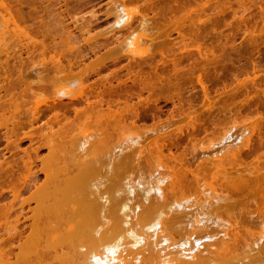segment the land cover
I'll list each match as a JSON object with an SVG mask.
<instances>
[{
  "label": "bare ground",
  "instance_id": "bare-ground-1",
  "mask_svg": "<svg viewBox=\"0 0 264 264\" xmlns=\"http://www.w3.org/2000/svg\"><path fill=\"white\" fill-rule=\"evenodd\" d=\"M60 1H62V0H0V12H2V13L5 12V13L8 14V20H7V18H4L7 14L5 15V13L4 14L0 13L1 16H2V17L0 16V18H3L4 20L6 19V21H4L3 19H0V21H2V22H0V24L2 23L1 25H3L4 22H5L4 24L9 22V23H12L14 25L13 29H15V27H16L15 25H17V24L19 25V26L17 25L18 29H20L22 27V29H20V30H18L17 27H16L15 31H21L22 32V30H25L22 33H20V32H18V33H19V35H22V34L24 35V32H25V35H27V38H28L27 40L25 39L26 42L28 41V44L25 42L26 46H27L26 48H27V50L29 52H31L30 48L33 47V49H35L37 47L36 45H38V43H40V41L42 40L41 38H43V37H41L39 39L35 38V39H38L37 40L38 42H37L34 39V37H35L34 35H36V36L38 35L39 36L40 33H41L40 29L43 30L45 28L44 27H42V28L39 27L40 29L34 30V28L32 26H34L36 24H33L31 26L30 22L27 23V26H29V27L31 26V28L25 26L26 23H25V25L21 26L20 24H24V23H20L19 21H21V22L24 21L25 22V18H26V17L24 18L25 14H24L23 8L25 6H27V7L30 8L31 12H35V11L38 12V10L36 8L38 3L46 2V4H47L49 2V3L53 4V2H60ZM108 1H107L108 5L110 4L108 7H111V11H109L108 9H107V11L110 12V15L112 14V16L114 18V22H113V25L111 26L112 29H110L108 27L109 31H107L108 34L107 33L106 34L108 36L110 32L112 33V35L114 36L113 38L116 41H118L117 45L119 46L120 51H109V52H106V53L101 55L102 52H105L106 50H109L110 46L114 48V46H116V45L112 42L114 45L113 44L109 45L108 49H107V45L105 46V44L107 42H103L105 44L100 42V44L102 43L100 45V44L97 43V40H96V42L94 40L93 41L94 45L98 44V45H95V46H103L104 45L105 49H104V51L96 54V50L95 49H97V47L95 48V46H94L95 49L92 50V45H91L90 46L91 48L90 49L88 48V49H89V51L91 50V52L93 51V53L97 55V56L95 55V57H94V59H96L97 62H94V59H91V60L89 59L88 62H86V64L82 65L83 67L80 68L79 64L75 65V63H73V62H75L77 60V58H79V59L81 58L82 61H83V59H85V57L88 56L89 54L87 53L88 51L86 52L87 53L86 55H83V54H85L84 51H83V53L82 52L76 53L77 51L72 53L78 47L74 43L76 40H77L76 42H78V40H79V38H78L79 35L77 36L78 33H76L74 35V33H72L73 31L71 32V30H73V29H71L72 27H70L69 29L68 28L64 29L63 27H61L62 30H64V31L66 29H68V31L70 30L69 32H71V35L68 36L70 34L69 32H68V35L66 34L67 30L65 31V33L61 34L60 32H63L61 30L59 31V28H60L61 25L59 26L58 22L52 21L53 23L56 22V26L58 27L57 33L54 32L53 34H51L52 32H50L49 29L48 30L45 29L44 30L45 32L44 31H43L44 33L42 32V34H43L42 36L45 37V35L48 34L47 31H49L50 35H52V36H50L51 38H54L55 34H56L55 37L58 36V38H59V36H60V38L58 40L60 43L63 42V41H60V39H63L64 42H65L66 39L69 40V42L66 41L67 44L69 43V44L72 45V43H73V46H70L71 49H70L69 53L70 54L72 53V54H75V55L79 54V55H78V57L76 56L77 57L76 59H75V55H74V57H73L74 61L72 60V62H71L70 60L72 58V56H71L72 54L70 55L71 57L66 58L64 56H67V54L65 55V54L61 53V52L65 53V50H67L66 52H68V49H69L68 45L69 44L66 45V43H64L65 44V45L63 44L64 47L62 46L63 48L60 49L62 51L57 52L56 51L57 50V48H56L57 45L61 46L62 44H60L59 42H58V44H56L57 40L55 41V38L54 39L50 38L52 40L51 43H53L55 41L54 42L55 45H52L53 47H51V45H50L51 48H53V49L55 48L54 49L55 51L52 50V52H53L52 53L51 50H50L52 55L51 56L48 55V56H50L49 60L51 62H53L54 65H56L57 70L60 69L58 71V74H60V75H58L57 72H55L56 71V69H55L54 73L56 75H58V76L54 77L52 80L49 79V80L46 81V79L44 78L45 76H44L43 72H42L43 75H41L42 73L40 71L33 70V71L36 72L35 74H37L36 76H38V77L37 78L35 77V80H34V78H32V80H31V78H30L31 81H29V85H28V86H30L29 88L32 89L31 87L33 85V86H37L38 89L39 88H41V89H50L51 91L48 92V93L52 92V94H51L52 97L50 95L51 98L49 97L47 100L46 99L45 100H40V98L44 99L43 96L45 94L41 95L40 92H42L43 90L42 91L40 90V92L38 90V94L40 93L39 99L38 98L34 99L35 100L34 104H30L29 103L30 105H33L32 107L30 106V108H26L25 109L26 105L23 106L24 104H26V102H29V100L26 98V96H24V95H27V93L20 94L19 93L20 91L18 92L16 89L18 88V86H20V84L22 82H27L28 83V81H26L27 80L26 76L29 74L28 73L29 69H31V67H32V69H34L33 65L35 66V64H37V61H35V60L38 59V61H41V60L44 61L43 59H41V58H44L45 61H46V57L44 56V54L46 55L47 51H45V53H44V51H42L41 56H44V57H41L40 55H37V56H40V58L37 57V59H35L34 61L33 60L31 61L30 59H32V58H29L30 53L24 55V56L28 55L27 58H29V60H30V61L26 60V62L27 63L29 62L30 65L28 66L26 64L27 66L25 68L28 67V69L24 70L23 67H24V64H25V61H24L25 58H23V60L21 58V57H24L23 55H21L22 54L21 53L22 49L20 51L19 48H14V46H16V44H17L16 42H18V41L15 40L16 42L14 41L13 43L11 41V43L14 46L12 44H9V45L13 46V48H14L11 51L15 52L17 49L19 50V51H16L17 53L19 52L18 55L16 54V52H15V54H12V52H10V50L8 49L9 45L7 46V44L5 46H3V47H5L4 48V52H2L3 51V47H0V49H2L0 51L6 55V58H2V60L4 59L3 61L0 59V82L1 83L2 82H4V83L7 82V84L3 83L0 86V92H1V90H5L6 91V94H3L5 91H3V93H1L3 95L0 94V111H1L0 115H2V117H3V118L0 117V120L4 119L6 117L5 120H2V122L4 124H1V122H0V129L3 128V127H5V129H6L5 132H4L5 134L3 133V131L0 130L5 135V136L3 135L2 139L5 138L4 141L5 140L7 141V143H8L7 147L10 146L11 144H13L15 150L20 148L21 141H23L25 139L29 140L30 143L33 144V145L35 143V147L33 146V148L30 151H28L27 149H24L23 150L24 152H23L22 150L19 149L20 151H22L24 153L23 154L22 152L21 153L18 152L19 155L20 154L23 155V157L20 156V158L22 157L21 160H23L22 163H20L19 161L18 162L15 161V159L13 160L14 163H12V162L9 163L10 161L3 162L2 160H0V162H3V164L0 163V173L3 176H5V177L0 178V184H1L0 187L2 188L1 190H3V186L4 185H8L9 186L8 188H10V189H7V190H9V193L11 194V197H12V200L8 201L10 203H8V202L6 203V201L3 200V199H2L3 201H1L2 203L0 202L1 203L0 204V220H4V222L1 221L2 223H0V264H260V263H263V261L261 259H260L259 263L258 262H254L253 260H255L256 257L258 258V256L261 255L260 252H264V222H260L261 228L260 229L258 228L260 231L257 230L256 232H258V233H256L255 232V230H256L255 228H253L255 230L251 229L250 227H248V229H245V227L247 226L246 224L248 222L244 223V226L245 225L246 226L243 227V225H242L243 223L241 222V224H239V222H238L239 218L234 216V215H232V213H231L230 216L232 215L236 219V220L232 219L231 224L237 221V227H236V223L232 224V225H234L232 227L236 228V230H234V232H233V230H228L229 228L230 229H234V228H231V225L228 226L229 222L227 220H228L229 217H225L224 218L220 214L218 216V215L215 214L216 210H213V209H217L218 207H220L221 201L226 203V201H224V199H223L224 196L228 197V198L232 197V195H231V197L229 196L230 194H228L227 190H230L232 188L235 192H237V190L238 191L242 190L243 187H248V182H250L249 179L250 178L253 179V174L251 173L252 170L255 171V170L260 169L259 171L262 172L261 168H263V166H264V165L261 166L262 163L259 164L260 167L257 165L258 168L257 167L254 168L253 163H251V164H249L250 166L247 165L248 167H251V170H247L246 168H248V167L244 166L247 163L244 162L245 164L244 165L242 164V167L243 166L245 167V168L243 167V169L247 170L246 173L243 172V170H241L242 168H240L241 171L237 170V169H239V167H241L240 164L242 163V161H244L243 159H241V162L237 161L238 160L237 157L239 155H241V153H242V151H244V149L247 150L248 148L249 149L251 148L250 147L251 143H252V141H251L252 136L251 135L253 133H255L256 130L253 132V130H254L253 128H255L256 127L255 125H257L259 123V119L257 120V122L256 121L252 122V124H254V123L255 124H254V126L253 125L251 126V125H248V123H250V122H248L249 118L248 119L246 118L247 122H248L246 124V126L245 125L244 126L241 125V127L243 126V127H246V128H243V131H240V133L238 135L235 134L236 138H234V136H233L234 134L231 133L232 129L235 128L234 125H233L234 122L231 123L233 125L232 127L229 126L231 128H229V129L227 128V130L224 127L222 128V130H221L222 131V135H221V138H220L221 140L218 143H216V145H215V143L212 142L215 146H218L217 144H220V143H222V145H224V144L226 145V146L224 145L223 148L221 147L220 150L214 149V151L216 150L215 154H217L216 152L221 151L220 154H219V152H218L217 155L212 154V156L215 155V156H213L214 158L212 157V159H214V160L217 159V160L221 161V163H219L218 161H215L214 164L216 166L213 165V164L210 165L211 163L208 164L210 166V168H212L210 170H213L214 169L213 166H215V169L212 172H214L216 174V176H215L214 173L209 175V173L207 174L206 172H204V173H206L207 175L210 176V178H209V176H206V174L202 173L204 171V169H203V171L199 170V171H202L201 174H200L202 176H200L198 174V172H197L198 169L195 168V170H194L193 169L194 167L190 168L191 166H189L188 168H186L184 166H181V168L183 167L182 169L184 171H185V169H187L189 171L191 170L190 173H192V177H195V175H196V178L194 180V182L196 181L195 183H198L197 182L198 180H196L197 177H199V179H200V177H204L205 179L208 177L207 179H209V180H206V182H207V181L211 180L212 176H213L212 180H211L212 183H214L213 180L215 178L216 179L214 181H216L217 178L219 179V182L223 181V180L226 181L227 178H228L227 180H229V177H226V176L233 177L231 174L230 175L226 174L228 170H229L228 173L230 171L232 172L233 168L231 170L228 169L226 167V165L224 166L225 163L223 164L222 162L225 161L224 158L227 159V157H231L232 160H234V162L232 161L230 166L231 167L235 166L234 169H236V171H237V172L234 171V172H236V174L233 173L234 178H236L238 176L239 172H241V173H239L240 175L242 174V172L247 174V175H248V173H249V175H252L250 177H249V175H248V177H247V175H245V176H242V178H237V179H240L241 182H243L242 184L239 183L240 180H238V181L235 180L236 182H233V184H232V182H228V181L221 182V183H224V186L225 185L231 186V184H232V186L231 187H227V189H226V187H222L223 189H221L220 191H219V189H215L214 188L216 192L218 191L217 193L219 194V196H218L217 193L215 194V192H214V194L209 195L210 191L213 193V191H214L213 187H216L215 185L220 186L219 182H218V184H213V187H212V183H207V185H206L205 184L206 182L205 183L203 182L204 185H206V186L209 185L208 187H210V184H211V187L209 188L210 191L209 190L207 191L205 189L207 191L206 192L205 190H203L206 187L205 186L203 187V185H202L201 188H197V189H202V190H199L198 192H195L197 189H194L193 192H195V193L189 192V193L186 194L184 192V190H183L185 188L181 189V190H183L184 194H182V191L180 190V192H181L180 194L181 195L178 194L179 197H181L180 199L175 198V197H171V198L168 197L167 189L169 191L172 188V192H173L175 190V188L179 187V185H177L178 187H175V188L171 187L177 182L176 179L178 178V176L174 175V172H175V169L178 166L175 168L174 167V166H176V165H174L175 163L171 164V165H166L167 161H164L165 164H164V162L162 163V161L164 159L161 158V155H163V158H164L166 156L167 152L165 154H164V151L161 152L162 149L164 148L161 145L164 142V140L161 141V142L158 140L159 143H161V144L157 147V145H158L157 142L158 141L156 142L155 139L159 138L158 135L157 136H153L154 137V141L156 143L153 142V143L149 144L147 142L149 138L147 139V141H145V142H147L146 145L149 146L147 148H151L152 146L150 147V145L154 144L156 146L155 149H157L156 151H158V150L160 151L159 154H158L160 157H158V155H157L158 152H154L156 154L155 155L153 153V151H152V155H151V156H153V154H154L155 157H158L157 158L158 160L162 159L161 162L159 160V163H160L159 164L158 161H156V159L154 158L155 159L154 163L156 162L155 165L158 163L156 165L157 166L156 169H155L154 166H151L152 163H153V161H152L153 159L150 160L149 158L146 157L147 159L150 160V163H151L150 164L149 162H146V163L150 164V168H148V169H151L152 167H154V170L151 173H150V170L147 171L148 172V176L147 177H144L145 174L143 176L142 175L143 173L140 174L142 171L140 172L141 169H139L140 176H137L136 178H133L132 175L135 173V170L138 169V168H135L134 173H132L131 177H130V174L127 177L125 175V177H124L125 179L123 181L121 180L122 182H119V183H121V185H117L118 187L115 186L114 188L112 187V189H110V187H109L110 183L108 182L109 177L107 178V176H110V173H108L109 174L108 175L107 172L111 171L110 169L113 168L112 166L115 165L114 163L117 164L123 158V156L125 157L126 156L125 154H126L127 150H131L133 148V151H134V147H135V149L137 151L136 153H138V152L139 153L141 152V153H140V155H138V154L136 155L135 152H131V153H134V155H132V156H135L134 158L136 159V160L133 161L132 164H134V162L137 163V161L139 162L140 160L137 159L138 158L137 156H139V159H140V156L143 157L142 155L144 154L142 152V150L144 148L143 145H145V144H143V145L140 144L139 142H141V141H139V140H142L140 137L143 134L142 130H144L146 126H144V127L141 126L143 128L142 130H140V127H138L139 124L141 125V123L137 124V122H136L138 118L140 119V114H139L140 112H138L140 109L138 110L137 107L135 106V105L140 104V102L142 101L140 99V97H142L141 93H143V92L139 93L140 94L139 95L138 92H140V91H135V94H138L140 96L139 97L138 95L134 94V96H136V97L138 96L139 97V98H137L138 100L136 99L139 102H138V104L133 105V103H136L137 101H135V102L131 101L132 103L129 104L130 101L128 102V100L126 98H131L133 94L131 95V93H130V97L126 96V95H129V93H126V92H127L128 88L130 87V86H128L127 82H132L134 85H136V84L139 85L141 87V91L146 90V91H148L147 92V94H148L150 92L151 87L155 86V85L152 86V84L156 83V80L160 81L159 79L164 77L163 76L164 74L163 75L160 74V75H162L161 78H160L159 74H157L158 77L155 79V77L157 75L155 76L152 72L144 71L143 67L141 66V64L139 62H136V60H135L137 58L142 60L144 58V55L146 56L147 52H148L147 55L149 54L148 49H145L147 52H145L143 49L142 50L140 49V51H138V50H139V47H140V42H142V44H143V43H146L145 41L147 40V38H145L146 40H144L143 36L139 35V32L140 31H146V32L149 33V31H148L149 29L148 28L150 26L148 25V21H150V19H146L148 16L141 14L143 16H140V18H139L140 20H139L137 18L138 15H139L138 14L139 10H137L136 7L142 6L141 5L142 3H144V5L146 7V5L149 3L148 1H150V0H146L147 4H145V2H138L140 0H108ZM143 1H145V0H143ZM194 1L196 2V3L195 2L194 3L197 4L198 1L201 2L202 0H194ZM65 2H67V0ZM67 3H64V4H67ZM135 3H136V5H135V9L136 10L135 9L133 10L131 8V6L133 4H135ZM201 3L204 5V2H201ZM253 3H254V1H253ZM46 4L44 3L45 6H46ZM59 4H63V3H59ZM171 4L172 3H170V5ZM195 4H194L193 7H195ZM177 5L179 6V4H177ZM203 5L200 6V4H199L198 6H199V8L200 7L203 8ZM239 5H242V4H239ZM48 6L49 5L47 4V7ZM67 6H69V5H67ZM198 6H196V7H198ZM47 7L45 8V10H47ZM55 7H57V6L55 5ZM58 7H60L59 10L61 12L63 10H65L64 9L65 7H63V10H61V5H58ZM190 7H191V5H190ZM196 7L194 9H196ZM244 7H246V6H244ZM29 8H28V10H29ZM39 8H40V6H39ZM48 8L51 9L50 6ZM149 8H151V7H149ZM187 8L189 9V7H187ZM199 8L196 9V10L198 11ZM78 9H79V11H81L80 9H82V8H78ZM138 9H139V7H138ZM184 9H185V7H184ZM188 9H187V11L186 10L185 11L188 12ZM191 9H192V11H190V13H192L191 17L193 16L192 17V19H193L194 15L197 13V11L195 10V14H193L194 13L193 12L194 9L193 8H191ZM55 11L58 12V10H55ZM107 11H106V14L109 13ZM202 11L203 10L200 9L198 11L199 14ZM244 11H246V10H244ZM13 12L15 13L14 15H13ZM27 12H29V11H27ZM47 12H48V10H47ZM66 12L69 13L68 11H66ZM77 12H78V10H77ZM41 13H43V15H44L45 14L44 10ZM41 13L40 14L37 13V14L40 16ZM54 13L55 12H53L52 14H54ZM140 13L146 14V11L145 12H140ZM52 14L49 15L50 18L52 16ZM155 14L157 15L156 12H155ZM15 15L18 16V17H15ZM63 15H65V14L63 13ZM63 15H62V18H63ZM69 15H70V13H69ZM69 15H68V17H69ZM72 15L70 17H73ZM93 15H91V16L93 17ZM110 15H108V17ZM179 15H182V14H179ZM89 16H90V14H89ZM105 16L107 17V15H105ZM161 16H164V14H162ZM185 16H186V14H185ZM44 17L41 16L40 18L42 19ZM59 17H60V15H59ZM59 17H56V18H58L57 19L58 21H60ZM95 17L96 16H94V19H97ZM135 17L137 18V20H139L138 21L139 24H138L137 27L133 28L132 27V22L135 20ZM178 17L181 18L182 16H178ZM244 17H246V16H244ZM262 17H263V15H262ZM16 18H18L19 21L16 20ZM34 18H35V16H34ZM40 18L38 19L36 17L35 20L37 19V21H39ZM65 18L67 19V17H65ZM163 18H165V17H163ZM173 18H175V21H177L176 16L173 17ZM195 18H196V16H195ZM55 19H53V20H55ZM63 19H62V23H64V25H66L68 20L66 22H64ZM70 19H73V18H70ZM83 19L81 21H83ZM166 19H167V17H166ZM181 19H183V17ZM185 19H187V16H186ZM44 20H46L45 21V23H46L49 19H44ZM11 21H13V22H11ZM32 21H34V19ZM39 22H41V20ZM49 22H50V20L48 21V23ZM190 22H193V20L190 21ZM205 22H207V21L205 20ZM205 22H202L201 24L203 25V23H205ZM34 23H35V21H34ZM41 23H43V22H41ZM45 23H43V25H45ZM53 23H52V25H53ZM57 23H58V25H57ZM60 23H61V21H60ZM76 23H75V25H76ZM170 23L172 25L175 22L173 21V22H170ZM73 24H74V22H73ZM78 24L81 25V23H79V22H78ZM82 24H84V23H82ZM115 24L119 25L120 28H114L116 26ZM166 24H168V25H166ZM166 24H165L166 25L165 27H168L169 23L166 22ZM176 24H178V23H176ZM1 25H0V29H1ZM13 25H11V26L13 27ZM46 25H45V27L51 26V25L48 26V24H46ZM150 25H153V24H150ZM197 25H198V23H197ZM4 26L2 28L3 31L5 29H9L7 24H6L7 27H4ZM24 26L26 27V29L29 28L30 30H32L34 35L32 36L33 33L30 34L29 30L23 29ZM38 26H40V25H38ZM53 26L49 27V28L55 29ZM81 26H83V25H81ZM178 26H180V25L178 24ZM196 26H194V27H196ZM12 27H11L10 31L6 30V31H9V32L5 31L6 34H5V32H2V34L4 33L6 35V37L3 35L0 38V42L1 43H3L4 41L7 42V40H9V39H7V35L9 33H10V35L8 37L11 38L10 36L14 32V30L11 32ZM67 27H69V25ZM86 27H87V25H86ZM157 28H158V26H157ZM157 28H155V29L157 30ZM176 28H179V27H176ZM180 28H182V26H180ZM197 28H199V27H197ZM52 29H50V30L52 31ZM76 29L77 30L80 29V32H81V29H83V27H81V28L80 27H76ZM123 29L127 30L128 33H127L126 36L123 35L124 37L121 38L122 40H119V38L122 37V33L119 34V32L121 30L124 31ZM156 30L151 29V31H156ZM256 30L257 29H255V31ZM262 30H264V29H262ZM160 31H162V29H160ZM258 31H260V30H258ZM58 32L61 35H64V37L61 36L60 34H58ZM84 32H89V30L86 29V31L84 30ZM91 32L88 33V34L91 35ZM14 33L15 34H13L14 36L12 38L16 39L18 37L17 38V40H18L20 38V36H18V34L16 35L17 32H14ZM150 33H152V32H150ZM263 33H264V31H263ZM72 34L76 37L75 38L76 40L73 39L74 36L72 38L73 41L75 40L74 42L73 41L70 42L71 41L70 37H72ZM90 35L87 36L86 39H85V37L83 35H82L83 37L80 35V37H81L80 40L82 38H84L83 42H85V44L88 41L91 42L94 38L93 39H92V37L90 38ZM178 35H179V38H180V39L179 38L178 39L181 40L182 44H184L183 42L186 41L185 38L189 37L187 35H186L187 37H184L183 32H181V31H179L177 36ZM15 36H17V37H15ZM47 36L49 37V35H47ZM150 36H152V35L150 34ZM154 36H152V38L156 37L155 41L157 40V43H158L159 42L158 39H160L159 36H157V35L155 37ZM200 36L203 37L204 35H200ZM3 37H5V38H3ZM25 37L26 36H23L22 39H24ZM103 37H104V35H103ZM106 37H104V38H106ZM64 38H66V39H64ZM113 38H111V39H113ZM161 38H162V36H161ZM163 38H164V36H163ZM163 38H162V40L164 41ZM5 39H7V40H5ZM191 39L189 38L188 40L190 41ZM194 39H195V37H194ZM194 39H192V40L195 41ZM196 39H199V38H196ZM29 40H30V42H29ZM148 40H147V43L150 42L151 39H148ZM152 40H154V39H152ZM179 40H176V41H179ZM19 41H21V38L19 39ZM50 41L48 39V41H45V43L48 42L50 44ZM108 41L111 42V40H109V39H108ZM199 41H200V39L198 40V42ZM21 43H22V41L20 43H18V45L21 44ZM25 43H24V40H23V43H22L20 48H22L23 46L25 47ZM45 43L42 41L41 42V46L43 48L41 46H39V48H37V50L38 51H41L42 49L45 50L44 48H47V46L49 45L48 43H46L47 45ZM133 43H138V49H134L135 51H133L132 49L131 50L128 49V47L132 46ZM194 43H196V42H194ZM3 44H5V43H3ZM74 44H75V47H74ZM77 44L79 46L81 45L80 43H77ZM158 44L160 45V43H158ZM28 46H30L29 49H28ZM54 46H56V47H54ZM83 46H85V45L83 44ZM186 46L187 45H185L184 48H186ZM16 47H18V46H16ZM50 47H48V48H50ZM65 47H67V49H65ZM72 47H73V49H72ZM161 47H159V48H161ZM26 48H25V51H26ZM78 48H77V50H78ZM150 48H152V47H150ZM180 48H178V49H180ZM79 49H81V46H80ZM58 50H59V48H58ZM196 50H197V54L200 55L198 57L203 58V60H206V62H208L209 59L212 58V56H210L211 58H207L208 57L207 55H209V52L206 53L207 52L206 50H205L206 52H203L200 47L198 49H196ZM38 51H36L34 54H31V56H36L35 55L36 53L39 54L40 52L38 53ZM161 51H162V49H161ZM54 52H56V53H54ZM190 52L192 53V51H190ZM213 52L214 51H212L210 53L212 54ZM48 54H50V53H48ZM99 54H100V56H99ZM193 54L195 55L194 57H196V54L194 52H193ZM61 55L62 56L64 55L63 57L65 59H69V60L66 61V63L69 61V63L66 64L68 70H66V67L64 66L65 64L63 66H61V64H62V61H61V57L62 56ZM190 55H188V56H190ZM215 55H218V54L216 53ZM0 56H1V54H0ZM228 56H230V55H228ZM123 57L124 58L127 57L129 62H130V60L135 62V66H133V65H131L132 63L128 64V62L125 61L126 65L128 64L129 67H126V66L123 65V63L125 64V62H123L122 64L120 63L121 64V66L119 65L120 67L123 66V67L128 68V69H126L127 73H126V76L124 77L125 79L122 77V74H120V72H119L120 70H117V69L112 70L113 67L111 68V70H112L111 72H110V69H109L108 73L107 72H106V74L104 73L105 75H102L103 73L100 74V71L103 68L106 67V65H105V64H107L106 61L111 60V61H114V62L117 63ZM147 57H145V58H147ZM217 57L218 56L213 57V59H211V60H214L215 58L217 59ZM220 57H223V56H220ZM220 57L218 59H220ZM129 58H131V59H129ZM201 58L200 59L197 58L198 60L197 59L196 60L197 61L200 60V62H201ZM205 58H207V59H205ZM33 59H34V57H33ZM12 60L13 61L15 60V61L11 62ZM78 60H77V62L79 63L80 61H78ZM42 61L39 62V63H42ZM47 61H48V59H47ZM50 61H49V63H50ZM89 61H92V62L90 63ZM172 61H175V60H172ZM33 62H34V64L31 66V63H33ZM63 63H65V62H63ZM83 63H84V61H83ZM212 63H214V61H212ZM44 64H45V62H43L42 66ZM68 64H69V66H68ZM172 64H173V66L174 65L176 66V64H174V62H172ZM205 65H206V63H205ZM60 66H61V68H60ZM76 66H78V68H77L78 71L75 68L76 72H74L75 71L74 67H76ZM195 66H197V64ZM203 66L204 65L202 64V67ZM35 67L38 68V64ZM115 67L117 68V66H115ZM135 67H137L139 69H135ZM150 67L152 68V66H150ZM43 68H44V66H43ZM122 69H125V68H122ZM153 69H151L150 71H153ZM36 70H38V69H36ZM65 70H66V72H64ZM126 70H124V71L126 72ZM46 71H48V70H46ZM154 72H156V71L154 70ZM14 74H16L17 76L15 77ZM62 76H64V77H62ZM94 76H96V78H93ZM66 77H68V78H66ZM62 78H66L65 79L66 82H70L69 83L70 84L69 88L67 86H61V82L65 83V81ZM69 78H71V79L69 80ZM92 78H93V80H92ZM202 78H203V76L199 79L200 83L204 82L202 80ZM154 80H155V82L151 83ZM164 80H166V78ZM34 81L36 83L37 82H39V83L34 84ZM89 81H90V83H88ZM30 82H32V83H30ZM114 82H118V83L114 84ZM162 85H160V86H162ZM28 86L27 87L24 86L22 88L25 89V91H26L27 90L26 88H28ZM65 87H67V88H65ZM140 87L137 90H140ZM22 88H20L18 90H22L21 93H24L25 91ZM153 88H155V87H153ZM153 88H152V90H153ZM35 89L32 90V94L35 93ZM204 89L206 90V88H204ZM233 89H236V88H233ZM15 91H17L19 95L18 94L15 95ZM231 91H229L228 93H230ZM132 92L134 93V91H132ZM151 93H152V91H151ZM29 94L32 97L31 91L29 92ZM35 94H37V93H35ZM22 95L27 100L26 102L23 101L24 98H23ZM123 95L126 96V97L124 96L125 100H124V98H123V100L121 99V97ZM2 96L6 97V98L4 99V98H2ZM36 96L37 95H34L33 98H35ZM20 98L21 99L23 98V99L21 100ZM144 98L142 97V99H144ZM30 99H31L30 101L32 102V98H30ZM21 101H23V102H21ZM148 101H151V100L148 99ZM146 102H144V103H146ZM235 102H237V101H235ZM142 104H143V102H142ZM121 105H123V106H121ZM220 105L224 106V104H220ZM226 105H228V104H226ZM11 107H14V109L10 110ZM23 107H24L25 111H23L24 110ZM145 107H147V106L144 105V108ZM182 109H185V108H182ZM71 110H73V112H74L73 113L74 115L71 114L73 116H70L68 114V113H70ZM6 112L10 113L9 116H5ZM46 112H48V113L51 112L50 113L51 115L49 114L48 115L49 117L46 116L45 119H47V118L48 119L47 120L44 119L45 121L43 120V122L41 121V124L42 125H44V124L48 125L47 127H48L49 130L47 132H44L45 131L44 128L41 129L42 128L41 127L40 128L41 130H39L41 132H37V129H39V128H37L34 124L37 123ZM172 114H174V113H172ZM184 114H185V112H184ZM104 116L106 118H108V119H106V118L104 119L103 118ZM174 116L175 115H173L172 118L176 117V116L175 117ZM182 116L184 117L183 114H182ZM100 118H103L104 121H107V120L110 121L111 118L113 119L111 121H113L114 124L111 123V121H110V123L115 125L116 127L115 126L111 127L113 129H111L109 127L110 130L106 129L107 132L109 131L110 133H112L111 131H113V133H116V131L114 132V128L115 129L118 128L117 131H120L119 127L126 129L125 130L126 131V139L124 140V138H125L124 129H121L122 133L121 132L120 133L117 132L118 133L117 134L118 136H116L117 139L114 140V139H112L113 138L112 137L111 140H109V138L111 136H113L114 134L112 133L111 136L105 135V131L103 129L108 127V126H110L111 124L107 121L109 123V125L104 127L103 124L105 122L103 121V124L99 123V122H102V120H103L102 119L100 121L99 120ZM127 118H129V120H128L129 122H131L130 118L132 119V122L129 123V124H133V125H130V128H128L129 126L128 127L124 126L126 124L128 125V122L127 123L123 122ZM91 119H93V121H92L93 123L96 122V125L99 124V126H98L99 129H97L98 128L97 126H95V127L93 126L94 128L91 127V124L89 123V122H91L90 121ZM229 119H231V118H229ZM86 120H88L89 124L87 123L86 125H88V126L90 125L89 126L90 130L88 129L87 126H84L85 122H87ZM191 120H193V119H191ZM249 120H251V118ZM97 121H99V122H97ZM172 121H173V119H172ZM187 121H189V120H187ZM193 121H195V120H193ZM167 122L169 123V120H167ZM242 122H243V120H242ZM245 122H246V120H245ZM79 123L83 124V126L81 124H79ZM135 123L138 125V126L136 125L137 130H138L137 132L140 131L139 132L140 136L137 135L138 137H136V138L134 137V136H136L135 134H139V133H136V131H135V133L132 134V132H134V130H136L135 129L136 128L135 127ZM38 124L39 123H37L38 127L41 126V125H38ZM193 124L191 125L192 127H193ZM224 124H225V122H224ZM9 125H10L11 128L9 127ZM55 125L59 126L60 128H58V130L54 131L53 129H54ZM168 125L164 126V127H168ZM221 125H219V127ZM259 125L260 124H258L257 126H259ZM76 126H78V127H76ZM161 126L163 128V125H161ZM176 126H178V125H176ZM188 126H190V125H188ZM27 127H28V129H27ZM82 127L83 128L86 127L87 129L85 128V132H88L89 134L88 133H86V134L82 133L81 134V132H84V129ZM100 127H101V129H100ZM125 127H127V128H125ZM132 127H135V128H133L134 130L131 129ZM148 127H147L148 133H149V130L151 132V128L154 129L153 128L154 126L153 127H149L150 129ZM248 127H249V129H248ZM169 128H170V126H169ZM250 128L253 129L252 133H249V132H251V131H249ZM23 129H25V130L27 129L29 131L25 132V130H23ZM74 129H76V130H74ZM91 129H94V130H91ZM147 129L144 130V133L147 132ZM159 129H161V128L159 127ZM20 130H21V135H19L20 134V132H19ZM22 130H23V132H22ZM101 130L104 131V133H102V134L107 136V138L105 137L106 138L105 140H107L106 142H102V140L104 139L103 138L104 136L102 137L101 134H100L101 135V139L99 138L100 135H98V134L101 133ZM154 130H153V133H154ZM162 130L161 131L159 130V132H162ZM240 130H242V128ZM61 131H62L63 136H61L62 134H60ZM77 131H80V132H77ZM89 131H91V132L95 131V133H91L93 135H90ZM129 131H132V132H129ZM164 131H167V129L164 130ZM259 131H262V130H259ZM63 132L67 133V134L70 133L72 135L68 136L66 134V136H65ZM141 132H142V134H141ZM74 133H78V134H74ZM110 133H109V135H110ZM236 133H238V132H236ZM260 133L261 132H259V134ZM119 135H120V138H119ZM121 135H123V136H121ZM127 136L129 138H127ZM143 136H144V134H143ZM160 136L163 137V135H160ZM67 137H69V139ZM121 137H123L122 141H121ZM262 137H261V139L259 138L260 139L259 146H260V144L264 145V140H263ZM169 138H170V136H169ZM229 138L230 139L234 138L235 140L239 139V141L237 140V142H235V144H233V142L231 141L233 145L232 144L229 145V143H227V142H229V141H227V139H229ZM98 140H100V142ZM117 140H119V141H117ZM109 141H111L110 144L107 143ZM113 141H114V143H113ZM151 141H153V138H152ZM192 141L193 140H191V142ZM223 141H227V142L223 143ZM165 142H166V140H165ZM37 143H38V145L36 146ZM95 143L96 144L103 143L102 144L103 147H104V144H105V146H107L106 143L108 144V146L109 145L113 146V147H110V148L106 147L107 148V149H105L106 151L104 150V154H106L107 158H109L108 159L109 160L108 161L109 164L105 165L106 167L102 166L104 168V173H106V175L102 174V173H100V175L102 174L101 176L103 178L105 177L107 179V181H105L106 179H104L105 182L102 181L103 178H102V180H100V177H99L98 180L95 179V178H98V177H95L94 179L92 178V176L95 174V172L98 169L101 171V167L100 168L98 167V165H100L99 163H101V162H98V160H97L98 156H96V154L98 155L99 153H97V150L94 148ZM112 143L115 144V145H113ZM196 143H198V142H196ZM139 144L142 145V147H143L141 151H138V150H140V149H138V147H140ZM200 144H198L197 146H199ZM137 145H139V146L137 147ZM154 145H153V147H154ZM99 146L100 145H98V147ZM191 146H193V145H191ZM7 147H5L6 150H7ZM153 147L151 148V150L153 149ZM159 147H160V149H158ZM199 147H201V145ZM10 148H11V146H10ZM147 148H146V151L148 150L147 153L150 154L151 150H149ZM41 149H47L48 150V155L45 156V157H39V155H40L39 151ZM249 149H248V151H249ZM95 150H96V152H95ZM99 150H101V152L103 151V149H101V148ZM195 150H196V147H195L194 151ZM199 150H200V148H199ZM13 151L14 150H12V152ZM146 151H144V152H146ZM194 151L192 150V152H194ZM101 152H100V158H101V156L103 154ZM160 153H162V154L160 155ZM170 153L173 154V152L171 150H170ZM257 153H258V151H257ZM148 154H147V156H149ZM174 154L172 155L173 156L172 158H175ZM256 154H255V156H256ZM24 155L27 158V159L25 158V160H24V157H25ZM144 156H145V154H144ZM167 156H168V154H167ZM205 157L202 159V161H201L202 163H205L206 161H209L208 159L206 160ZM103 158H105V157L103 156ZM150 158H153V157H150ZM4 159H6V158H4ZM127 159H129V158H127ZM142 159H144V158H142ZM171 159H168V160L170 161ZM198 159H201V158L199 157ZM176 160L178 161L179 159H176ZM184 160H185V158H184ZM229 160H231V159H229ZM102 161H104V160H102ZM198 162H200V161H198ZM211 162L213 163V160ZM235 162H239V163L236 164ZM250 162L251 161H249V163ZM253 162H255V160H253ZM5 163H6V166L4 165ZM179 163H181V165H182V162H179ZM179 163H177V164H179ZM233 163L236 164V165H232ZM7 164H9L8 165L9 167L11 166L10 169L7 168ZM10 164H12V165H10ZM161 164H164L167 167L171 166L173 171L170 170L171 167L165 169V166H162ZM195 164L197 166H199L200 163L199 164L195 163ZM218 164L221 166V168H220V166H217ZM138 165L139 166H137V167H140V164H138ZM251 165L253 166L254 169L252 168ZM254 165L256 166V164H254ZM203 166H206V165H203ZM203 166H200V167H203ZM107 167L109 168V170L108 171L106 170L107 172H105V169H108ZM216 167L217 168L219 167L222 171L225 168H227V171H226V169L224 170V171H226V173H224L226 175L221 173L222 176L226 177V178L223 177L225 179L220 180L219 176L217 177V175L220 172H222V171L219 172L220 169H218V171H217ZM231 167H229V168H231ZM162 168H163V170H162ZM179 169H180V166H179ZM124 170H125V168H124ZM161 170H162V172L164 170H169L168 171L169 174H167L165 176L164 175L165 172H164V174H162ZM183 170H181V172L184 175V173L186 171L183 172ZM192 170H193V172H192ZM215 170L217 171V173H216ZM117 171H121V170L117 169ZM194 171H196L197 173L195 174ZM102 172H103V169H102ZM212 172L210 171V173H212ZM263 172H264V170H263ZM111 173L114 174L115 171L112 170ZM166 173H167V171H166ZM170 173L171 174L173 173L172 174V175H174L173 179H175V180H170L169 181V179H171V177H173ZM176 173L179 174V178L180 179H181V177H183V175L181 174L182 175L181 176L179 172H175V174ZM185 174H187V172ZM221 174H219V175H221ZM260 174H262V173H260ZM100 175L98 174V176H100ZM235 175H237V176H235ZM240 175H239V177H241ZM242 175H244V174H242ZM41 176H43L42 177L43 179H41ZM255 176L256 175H254V178L258 179V176H256V177ZM114 177H115V179L118 178V177H116V174H114ZM245 177H246V179L248 181L245 179ZM204 178L202 179V181L204 180ZM6 179H8V182H7ZM180 179L178 181L179 183L182 182V181H180ZM117 180H115V181H117ZM182 180H183V178H182ZM259 180H258L259 183L258 184L256 183L255 186H259L260 185L259 187L262 186L261 187V189H262L263 188V184H260ZM188 181H190V179ZM107 182H108V184H106V185H109L108 186L109 187L108 188L109 192H106L107 191V188H106L107 186L104 184V183H107ZM251 182L254 183L255 180H254V182L253 181H251ZM262 182H264V181H262ZM170 183H171V186H170ZM200 183L203 184L202 182H200ZM234 183L238 184V186H242V187H237V185L235 186ZM192 184L193 183H191L190 185L192 186ZM201 184H199V185H201ZM244 184H246L247 186L246 185L244 186ZM199 185L194 184V187L195 186L199 187ZM249 185L253 188L254 184L251 185L249 183ZM104 186H106V187H104ZM169 186L171 188H169ZM221 186H223V184ZM187 187H189V186H187ZM251 187L247 188L248 191H250V193H251ZM137 188H140V192L141 193L136 191ZM216 188H219V187H216ZM224 188L226 190L225 191L226 194L223 191ZM256 188H258V187H256ZM256 188L254 189V191H256V193L260 194V192H257L258 189L256 190ZM102 189L106 190V191L103 192ZM113 189L116 190V191H114ZM111 190H113V191H111ZM243 190H245V188ZM263 190H261V191H263ZM175 191H177V190H175ZM185 191H187V190H185ZM221 191L223 192V195H224L222 197H221V195H222ZM110 192H111V194H110ZM169 192H171V191H169ZM199 192L202 193V196L204 198L199 199V197H201V196H199V194H201ZM220 192H221V194H220ZM231 192H233V191H231ZM190 193L194 197H195V195H198L195 198L196 201H195L194 197L193 198L191 197ZM197 193H199V194H197ZM246 193H244V194H246ZM24 194L25 195L29 194V195L26 198H24L25 197ZM109 194H110V196L113 194V196L110 197ZM227 194H228V196H226ZM254 194H255V192H254ZM262 194L263 193L260 194V197H261ZM187 195H188V197L182 198V197L187 196ZM242 195H243V193H242ZM263 195H262L261 198L258 197L259 199H261L260 202H262L264 200L263 199ZM169 196H171V194ZM175 196H177V195H175ZM214 196H216V197H214ZM197 197L199 199L198 201H197ZM243 197H245V196H243ZM243 197H239V198L242 199ZM251 198H253V197H250V199L248 200V204H250V205L251 204H255L254 203V201L256 200L255 198H253L254 200L252 199L253 203H249L250 201H252ZM192 199H194V201ZM226 199L227 198H225V200ZM231 200L232 199H230L228 201H231ZM241 201H243V200H241ZM246 201H247V199H246ZM31 202L35 203V207L33 206L34 208L33 207L30 208V205H31L30 203ZM194 202H196V203H194ZM197 202H198V204H197ZM244 202H245V200H244ZM256 202L259 203L258 201H256ZM185 203L188 206H186ZM6 204H8V205H6ZM244 204H246V203H244ZM244 204L242 205L243 207L241 206V204L239 205V206H241V210H242V208H243V210H246V209H244ZM222 205L223 204H221V206ZM250 205H249V207H247L248 205L246 206L249 210H251V208H252V207H250ZM258 205L259 204H255L254 208H256V207L259 208ZM261 205L263 206L264 202H262ZM261 205H260V208L262 210V208L264 206L261 207ZM194 206H197V207L195 208ZM223 206L225 208V205H223ZM233 206H234V204H233ZM239 206L237 208H240ZM182 207L184 208V210H182V209L180 210V208H182ZM187 207L191 208V209L194 207L196 210L192 209V210H194V211H192L193 213H190V212L188 213L187 210L185 209ZM229 209L230 208H228V207H227V210L225 209V212H226L227 216H228V214H227L228 212L227 211H230V212L235 211L233 209L232 210L231 209L229 210ZM219 210H221V207H220ZM238 210H239L238 213L241 212L240 209H238ZM261 210L259 209L257 211L256 210H254V211H256V212L260 211V214H261V212H263V210L262 211ZM247 211L248 210H246V212ZM251 211H253V210H251ZM251 211L250 212L248 211L249 214H250L249 218L253 219V216L257 217L255 215L256 212L255 213L253 212L254 215L252 216L251 215V213H252ZM213 212H215V213H213ZM217 212H219V211L217 210ZM258 215H259V213H258ZM263 216H259L258 217L259 220H260V217L263 218ZM220 217H222V219ZM239 217H240V215H239ZM242 218H244V216L241 217L240 220H242ZM262 220H264V219H262ZM239 226H241V227H239ZM252 226H253V224H252ZM188 227H190V228H188ZM227 227H229V228H227ZM258 227H259V225H258ZM240 228L241 229L244 228L245 231L246 230L249 231V232L246 231L247 234L248 233L251 234V232H252V234H253V232L256 233V234L250 235L251 237H253V236L255 238L257 237L256 239L254 238V241H252L253 243H251V241L248 240V238L250 236L248 238H246V236H247L246 234H245V236H242L243 234L241 233L242 231H241ZM226 229L229 231V233H231V232L235 233V231L240 230L239 234H238V232H236L235 237H234V234H233V238H237L236 237L237 235L239 237L242 236L243 237L242 240H244V239L246 240L247 239L246 241L244 240L246 242V243L244 242V244L247 245V246L244 248V246L241 245V244H243V241L241 243L239 242V243H236V244H232V243H234V242H232L231 244L234 245L233 246L234 249L232 248L233 250L231 249V250H228V251L225 252V253L228 254V252L230 251L229 252L230 254L227 255L226 258H223V257L220 258V256H221L220 254L223 255L225 250L230 249L232 247V245L230 246V248H228L227 245L225 246V244L227 242V237L229 236V234H228ZM175 232L178 233V238H175L176 236H175V234H173ZM246 232H244V233H246ZM240 233H241V235H240ZM257 234H258L259 237L255 236ZM230 235H232V234H230ZM229 237H231V236H229ZM151 238L152 239L155 238V240L152 241ZM232 239L230 241H232ZM237 239H239V238H237ZM251 240H253V239H251ZM247 241H249V243ZM239 244L241 246H243L242 248L240 247L241 248L240 250H243L242 251L243 253L240 250H237V251H240L243 255L242 254H238L237 255V254H235L237 251L234 252V250H236V248L238 249L239 246H237V245H239ZM159 247H161V248H159ZM170 247H172V248H170ZM168 248L172 249V251L168 250ZM256 248H257V250H256ZM166 249H167V251H166ZM231 251L233 253H231ZM233 254L235 256L236 255L237 256L235 257ZM225 255L226 254H224L223 256H225ZM240 255H241V257H240Z\"/></svg>",
  "mask_w": 264,
  "mask_h": 264
},
{
  "label": "rangeland",
  "instance_id": "rangeland-1",
  "mask_svg": "<svg viewBox=\"0 0 264 264\" xmlns=\"http://www.w3.org/2000/svg\"><path fill=\"white\" fill-rule=\"evenodd\" d=\"M63 1V2H62ZM62 1H60V2H53V4H51V3H47L50 7H51V9L50 8H48L47 7V4H46V2H42V3H38V5L36 6V8H37V10H38V12H31V10H30V8L29 7H27V6H25L24 8H23V11H24V18H25V22L24 21H19L18 20V18H16V20H18L20 23H24V24H20L21 26L22 25H25V23H26V25L25 26H27V23H29L30 22V25L32 26L33 24H36V25H34V26H32L33 28H34V30H38V29H40V28H42V27H44L45 29H49V31L50 32H52L51 34H53L54 32H56L57 33V30H58V27L56 26V22H58L59 23V26H60V28H59V31L61 30V31H63V32H60L61 34L62 33H65V31H66V34L68 35V32L70 31H68V29L70 28V27H72L71 29H73V30H71V32L72 33H74V35L76 34V33H78L77 34V36H78V38H79V40H78V42H76L77 40L75 39L76 37L72 34V37H70V42H72L73 40H72V38H73V36H74V38L73 39H75L73 42L80 48V46H81V49H79L77 46V48H78V50H77V48L72 52V53H74V52H76V53H80V52H82L83 53V51L85 52V54H83V55H86L87 53L89 54L88 56H86L85 57V59H83V61H84V63H83V61H82V59L80 58H77L78 57V55H75V54H70L69 52H70V49H71V47L70 46H73V43H72V45L71 44H67L66 43V41L67 42H69V40H67L66 38H64V39H66L65 40V42H64V40L63 39H60V41H63V42H59L58 40H59V38H60V36H59V38H58V36L57 37H55L56 36V34L54 35V38H55V41L57 40V42H56V44H58V42L60 43V44H62L61 46L60 45H57V47L56 46H54V47H56L57 48V52H60V51H62V50H60V49H62L63 47H64V43H66V45H68L69 47V49H68V52H66L67 50H65V53L64 52H61L62 54H67V56H64V57H66V58H69V57H71L72 56V58H71V62H72V60L74 61V55H75V59L77 58V60L78 61H80L79 63L77 62V60L75 61V62H73V63H75V65H77V64H79L80 65V68H82L83 66L82 65H84V64H86V62H88V60L90 59H94V57H95V55L97 54V53H100V52H102V51H104V49H105V46L107 45V49H108V46L109 45H111V44H115L116 46H114V48L113 47H109L110 49L109 50H106L105 52H102L101 53V55L102 54H104V53H106V52H109V51H120V49H119V46L117 45V43H118V41H116L113 37V35H112V33L110 32L109 33V35L107 36V31H109V28L110 29H112L111 28V26L113 25V22H114V18H113V16H112V14L110 15V12L109 11H111V7H108L109 5H108V0H67V2H65L64 0H62ZM96 1V2H95ZM108 1V2H107ZM155 1V2H154ZM188 1V2H187ZM192 1V2H191ZM210 1V2H209ZM240 3H239V2ZM253 1H254V3H253ZM80 2V3H79ZM138 2H145V4H147L146 3V0L145 1H143V0H140V1H138ZM149 3L146 5V7H145V5H144V3H142L141 5L142 6H138L139 7V9H138V7H136L137 8V10H139V12H138V19L140 18V16H143V15H146V16H150L149 18L147 17L146 19H150V21H148V25L151 27H149L148 29V31H149V33L150 32H152V33H150L152 36H159V38L160 39H158V43H160V45L157 43V40L155 41V38H152V36H150V34L148 33V32H146V31H140L139 32V35H142L143 36V38H144V40H146L145 38H147V40L148 39H151L150 40V42H148L147 43V40L145 41L146 43H143L142 44V42H140V47H139V50L138 51H140V49L142 50H144L145 52H147L145 49H148V51H149V56L147 55V53H146V56L144 55V58L141 60V59H135L136 60V62H139L140 64H141V66L143 67V70L144 71H146V72H152L155 76L157 75V74H159V76H160V78L162 77V75L164 76V77H162L161 79H159L160 81H158V80H156V83H154V84H152V86L153 85H155V86H153V87H155V88H153V87H151V89H150V92L147 94V92L148 91H146V90H144V91H141V87L139 86V85H134L132 82H127V84H128V86H130L129 88H128V90H127V92L126 93H129V95H126L127 97H130V93H131V95H132V97L131 98H126L127 100H128V102H129V104H131L133 101L135 102V101H137L138 99L137 98H139L140 96V94L139 93H141V92H143V93H141V96L144 98V99H142V97H140V99L142 100L141 102H140V104H138V102L139 101H137L136 103H133V105H135V104H138V105H135L136 107H137V109L139 110L138 112H140L139 114H140V119L138 118L137 119V124L138 123H141V125L139 124V126L135 123V127H136V125L138 126V127H140V130H142L143 128L142 127H144V126H146L145 127V129H147V127L149 126V127H153L154 129H152L151 128V132H150V130H149V133H148V129H147V132L146 133H144V130H142V132H143V134H144V136H143V134H142V132H141V134H142V136L140 137L142 140H139V141H141V142H139L140 144H147V142L150 144V143H156L158 140L161 142V141H163L164 140V142L161 144V143H159V141L157 142L158 143V145H157V147L161 144L162 145V147H164L163 149H162V151L161 152H163L164 151V154L167 152V154H168V156H167V154H166V158L164 157L163 158V155H161L162 153H160V155H161V158L162 159H164L163 161H162V163L164 162V161H167V163H166V165H171V164H174V165H176V166H174L175 168V172H179L180 173V175L182 174L183 175V173L181 172V170H183L182 168H181V166H184V167H186V168H188L189 166H191L190 168H192V167H194L193 169L195 170V168L196 169H198V174L200 175L201 174V172L203 171V169H204V171L202 172V173H204V172H206L207 174L209 173V175L210 174H213L214 172H212L214 169H215V161H218L219 163H221V161H219V160H217V159H212V157L213 156H215V155H217L218 154V152H219V154H220V152L221 151H218V152H216L217 154H215V151L216 150H220V148L222 147H224V145H222V143H220V144H217L218 146H215L216 145V143H218L221 139V135H222V128L224 127V128H226V130H227V128L229 129V128H231L233 125H234V127L235 128H233L232 129V134H234L233 136H234V138H236V135H238L239 133H240V131H243V128H246V127H243L244 125L246 126V124L248 123V122H250V123H248V125H253L254 126V124H252V122H257V120L259 119V123L258 124H260L259 126H257V125H255L256 127V129L255 128H253V129H251L250 128V130L249 131H251V132H249V133H252V130H253V132L255 131V133H253L251 136H252V138H251V141H252V143H251V148L249 149V151H248V149L246 150V149H244V151H242V153H241V155H239L238 157H237V161H240L241 162V159H243L244 161H242V163L240 164V166L241 167H239V169H237V170H240V168H242L241 170H243V172H245L246 173V171L247 170H251V167H248L247 165H249V164H251V163H253V166H254V168H256L257 167V165L259 166V164H261L262 163V165L261 166H263L264 165V145H261L260 144V146H259V143H260V139H261V137L263 138V140H264V33H263V31L264 30H262V29H264V0H202L201 2H204V5L201 3V2H197V4L199 5L200 4V6L201 5H203V8L202 7H200L199 8V6L197 5V4H195L196 2L194 1V0H150V1H148ZM159 2V3H158ZM177 2V3H176ZM195 2V3H194ZM44 3L46 4V6L44 5ZM59 3H63V4H59ZM64 3H67V4H64ZM152 3V4H151ZM170 3H172L171 5H170ZM256 3V4H255ZM43 6H42V5ZM53 6H51V5ZM140 4V3H139ZM177 4H179V6L177 5ZM194 4H195V7L196 6H198V7H196V9H198L199 8V10L201 9V10H203L202 12H200V14H199V10L197 11L196 9H194L195 7H193L194 6ZM209 4V5H208ZM239 4H242V5H239ZM248 4V5H247ZM250 4V5H249ZM255 4V5H254ZM55 5L57 6V7H55ZM58 5H61V10H63V7H65L64 9L66 10V11H68L69 13H70V15H69V13H67L65 10H63L62 12L59 10L60 9V7H58ZM67 5H69V6H67ZM107 5V6H106ZM135 5H136V3L135 4H133L132 6H131V8L134 10L135 9ZM152 5V6H151ZM156 5V6H155ZM190 5H191V7H190ZM207 5V6H206ZM39 6H40V8H39ZM244 6H246V7H244ZM248 6V7H247ZM252 6V7H251ZM47 7V10H48V12H47V10H45V8ZM55 7V8H54ZM69 9H68V8ZM84 7V8H83ZM134 7V8H133ZM149 7H151V8H149ZM158 7V8H157ZM179 7V8H178ZM183 7V8H182ZM184 7H185V9H184ZM187 7H189V9L187 8ZM243 7V8H242ZM260 7V8H259ZM28 8H29V10H28ZM53 8V9H52ZM77 8V9H76ZM78 8H82V9H80L81 11H79V9ZM141 8V9H140ZM163 8V9H162ZM191 8H193L194 10H193V14H195V10L197 11V13L200 15H198L197 13L194 15V18L192 19V17H191V15H192V13H190V11H192V9ZM27 9V10H26ZM107 9L109 10V11H107ZM151 11H150V10ZM153 9V10H152ZM158 9V10H157ZM187 9H188V12H186L187 11ZM43 10H44V15H43V13H41V12H43ZM55 10H58V12H56ZM73 10V11H72ZM77 10H78V12H77ZM136 10V9H135ZM141 10V11H140ZM157 10V11H156ZM182 10V11H181ZM186 10V11H185ZM243 10V11H242ZM244 10H246V11H244ZM27 11H29V12H27ZM53 13V12H55L54 14H52L51 12ZM60 11V12H59ZM65 11V12H64ZM75 11V12H74ZM93 11V12H92ZM95 11V12H94ZM106 11L107 12H109L108 14H106ZM146 11V14H144V13H140V12H145ZM185 11V12H184ZM47 12V13H46ZM92 12V13H91ZM148 12V13H147ZM155 12L157 13V15L155 14ZM182 12V13H181ZM0 13H2V12H0ZM5 12H3L2 14H4ZM28 13V14H27ZM40 14L41 13V15L39 16L38 14ZM60 13V14H59ZM63 13L65 14V15H63ZM112 13V12H111ZM166 13V14H165ZM184 13V14H183ZM188 13V14H187ZM206 13V14H205ZM7 13H5V15H6ZM15 13L13 12V15H14ZM32 16H31V15ZM36 14V15H35ZM50 14H52V16H51V18H50ZM73 14V15H72ZM79 16H78V15ZM89 14H90V16H89ZM94 14V15H93ZM141 14H143V15H141ZM148 14V15H147ZM162 14H164V16H161ZM179 14H182V15H179ZM185 14H186V16H187V19H185L186 18V16H185ZM56 15V16H55ZM59 15H60V17H59ZM62 15H63V18H62ZM68 15H69V17H68ZM73 16V17H70V16ZM84 15V16H83ZM91 15H93V17L91 16ZM105 15H107V17H108V15H110L108 18L105 16ZM184 15V16H183ZM203 15V16H202ZM262 15H263V17H262ZM0 16H1V14H0ZM31 16V17H30ZM34 16H35V18L37 17L38 19L41 17V16H45L44 18H40V20H41V22H43V23H45V21L46 20H44V19H49L50 20V22L48 23V21L45 23V25L46 24H48V26L49 25H51V26H49V27H52L54 24V28L55 29H52V28H49V27H45V25H43V23H41V22H39V21H37V19L35 20V18H34ZM49 16V17H48ZM55 16V17H54ZM94 16H96L95 18H97V19H94ZM176 16V18H177V21H175V18H173V17H175ZM178 16H182L183 17V19H181L180 17H178ZM195 16H196V18H195ZM205 16V17H204ZM242 16V17H241ZM244 16H246V17H244ZM2 17V16H1ZM15 17H18V16H16L15 15ZM56 17H59V20L61 21V23H60V21H58L57 19L58 18H56ZM65 17H67V19L65 18ZM82 17V18H81ZM93 19H92V18ZM135 17V20L132 22V27L134 28V27H137L138 26V24H139V20H137V18ZM162 17V18H161ZM163 17H165V18H163ZM166 17H167V19H166ZM189 17V18H188ZM4 18H7V20H8V14L4 17ZM55 19V20H53V19ZM70 18H73V19H70ZM85 20H84V19ZM179 18V19H178ZM0 19H3V18H0ZM34 19V21H35V23H34V21H32ZM62 19H63V21L64 22H66L67 20V23H66V25H64V23H62ZM76 19V20H75ZM83 19V21H81ZM165 19V20H164ZM174 19V20H173ZM200 19V20H199ZM4 20V19H3ZM70 20V21H69ZM75 20V21H74ZM169 20V21H168ZM172 20V21H171ZM193 20V22H190V21H192ZM195 20V21H194ZM205 20L207 21V22H205ZM4 21H6V19L4 20ZM52 21H56L55 23H53ZM97 21V22H96ZM164 21V22H163ZM175 22V23H173L172 25H171V23L170 22ZM0 22H2V21H0ZM11 22H13V21H11ZM39 24H38V23ZM73 22H74V24H73ZM77 22V23H76ZM78 22L79 23H81V25H83V26H81L80 24H78ZM96 22V23H95ZM151 22V23H150ZM166 22L167 23H169V26L168 27H165L166 25H168V24H166ZM180 22V23H179ZM202 22H205V23H203V25L201 24ZM5 23V22H4ZM3 23V25H1V29H0V38L4 35L5 37H6V32H9L10 31V29H11V25H13L12 23H6L7 24V26L9 27V29H5L4 31H3V26L4 27H7L6 26V24H4ZM41 23V24H40ZM51 23V24H50ZM52 23H53V25H52ZM58 23H57V25H58ZM75 23H76V25H75ZM82 23H84V24H82ZM153 24V25H150V24ZM155 23V24H154ZM176 23H178L180 26H182V28H180V26H178V24H176ZM197 23H198V25H197ZM63 24V25H62ZM159 24V25H158ZM166 24V25H165ZM176 24V25H175ZM184 24V25H183ZM192 24V25H191ZM263 24V25H262ZM18 25V24H17ZM17 25H15L16 27H17ZM29 25V24H28ZM38 25H40V26H38ZM42 25V26H41ZM69 25V27H67ZM86 25H87V27H86ZM116 25V24H115ZM187 25V26H186ZM197 25V26H196ZM19 26V25H18ZM20 26V27H21ZM24 26V28L23 29H26V27ZM31 26L29 27V26H27V27H29V28H31ZM47 26V25H46ZM66 26V27H65ZM75 26V27H74ZM157 26H158V28H157ZM161 26V27H160ZM186 26V27H185ZM194 26H196V27H194ZM16 27H15V29H16ZM40 27V28H39ZM61 27H63L64 29L65 28H68V29H66L65 31L64 30H62V28ZM76 27H83V29H81V32H80V29H76ZM89 27V28H88ZM109 27V28H108ZM114 27V26H113ZM176 27H179V28H176ZM191 27V28H190ZM197 27H199V28H197ZM14 28V25H13V27H12V30H11V32L14 30V32H17L16 33V35L18 34V36H20V38H21V41H22V43H23V40H24V43L26 42V40L28 39L27 38V35H25V32H24V35L22 34V35H19V33L18 32H20V33H22L23 31H25V30H22V32L21 31H15V29H13ZM26 29V30H29L30 31V34H32L33 32H32V30H30V29ZM57 28V29H56ZM75 28V29H74ZM88 29L89 30V32H84V30L86 31V29ZM114 28H120V26L119 25H116ZM155 28H157V30L155 29ZM174 28V29H173ZM17 29H18V27H17ZM20 29H22V27L20 28ZM20 29H18V30H20ZM45 29H40V35L37 37L36 35H34V33L32 34V36L34 35L35 37H34V39L35 38H41V37H43V38H41L42 40L40 41V43H38V45H36L34 48L36 49H33V47H31L30 48V50H31V52H29L28 50H27V46H26V43L28 44V41L25 43V47L23 46L22 48H20L21 47V45H22V43L21 44H19L18 45V43H20L21 41H19V39L17 40V36H15V37H17L16 39L15 38H12L14 35L13 34H15L14 32H13V34H11V38H9L8 36L10 35V33L7 35V39H9V40H7V39H5V40H7V42L6 41H4L3 43H5V44H3V43H1L0 42V47H3V46H5L6 44H7V46L9 45V44H12L15 40L16 41H18V42H16L17 44H16V46H18V47H16V46H14L13 44V46H14V48H19V50L21 51V49H22V51H21V55H26V54H29L30 53V55H29V58H32V59H30L31 61L33 60H35V59H37V57H39L40 58V56H41V53H42V51H44V53H45V51H47L46 52V55L44 54V56L46 57V61H47V59H48V63L45 61V59L44 58H41V59H43L44 61H42V63H39V62H41V61H38V59L37 60H35V61H37V64H38V68L37 67H35L37 64H35V66L33 65L34 64V62L33 63H31V66L33 65V68L34 69H32V67H31V69H29V74L26 76V81H28V83L27 82H22L21 84H20V86H18V88L16 89L20 94H25V93H27V95H24V96H26V98L29 100V102H26L27 100L25 99V97L23 96V98H24V100L23 101H25L26 102V104H24L23 106H25V109L26 108H30V106L32 107L33 105H30V104H34V99H36V98H38L39 99V96H40V93H41V95L42 94H45L44 96H43V98L44 99H42V98H40V100H47L49 97H50V95L52 94V92L51 93H48V92H50L51 90L50 89H41V88H39L38 89V87L37 86H33L32 85V89H30L29 87L30 86H28L29 85V81H31L32 80V78H34V80H35V77L37 78L38 76H36L37 74H35L36 72L35 71H40L41 73L43 72L44 73V78L46 79V81L47 80H49V79H53L54 77H56V76H58V75H60V74H58V71L60 70H57V68H56V65H54L53 64V62H51L49 59V57L52 55V50L53 51H55L53 48H51V47H53L52 45H55V41L53 42V43H51L52 42V40L51 39H54V38H51L50 36H52V35H50V32L49 31H47V33L48 34H46L45 35V37L47 36V35H49V37L47 36L46 38L44 37V36H42L43 34H42V32L45 30ZM50 29H52V31L50 30ZM151 29H154V30H156V31H151ZM160 29H162V31H160ZM178 29V30H177ZM200 29V30H199ZM255 29H257L256 31H255ZM6 30H9V31H6ZM104 30V31H103ZM124 30V29H123ZM190 30V31H189ZM206 30V31H205ZM254 30V31H253ZM258 30H260V31H258ZM262 30V31H261ZM6 31V32H5ZM28 31V32H29ZM75 31V32H74ZM92 31V32H91ZM103 31V32H102ZM158 31V32H157ZM160 31V32H159ZM179 31H181V32H183V35H184V37H187V36H189V37H187V38H185L186 39V41L185 42H183L184 44H182V42H181V40H179L180 38H179V35L177 36V34L179 33ZM194 31V32H193ZM253 33H252V32ZM2 32H5V34L3 33L2 34ZM27 32V31H26ZM45 32V31H44ZM43 32V33H44ZM71 32H69L70 34L68 35V36H70L71 35ZM80 32V33H79ZM84 32V33H83ZM91 32V35L90 34H88V33H90ZM205 32V33H204ZM59 32H58V34H60ZM94 33V34H93ZM107 33V34H106ZM122 33V37H120L119 38V40H122L121 38H123L124 36H126L127 35V33H128V31L127 30H124V31H120L119 32V34H121ZM126 33V34H125ZM156 33V34H155ZM159 33V34H158ZM166 35H165V34ZM194 33V34H193ZM60 34V35H61ZM65 34V35H66ZM101 34V35H100ZM148 34V35H147ZM191 34V35H190ZM80 35L82 36H84L85 37V39H86V37L87 36H89L90 35V38L92 37V41L91 42H87L86 44H85V42H83L84 40V38H82L81 40H80ZM103 35H104V37H106V38H104L103 37ZM112 35V36H111ZM124 35V36H123ZM187 35V36H186ZM196 35V36H195ZM200 35H204L203 37L202 36H200ZM23 36H26L24 39H22V37ZM61 36H63L64 37V35H61ZM82 36V37H83ZM161 36H162V38H163V36H164V41L162 40V38H161ZM166 36V37H165ZM5 37H3V38H5ZM62 37V38H63ZM170 37V38H169ZM193 37V38H192ZM194 37H195V39H194ZM51 38V39H50ZM68 38V37H67ZM89 38V39H90ZM111 38H113V39H111ZM174 38V39H173ZM179 38V39H178ZM194 39L195 41H193L192 39L189 41L188 39ZM196 38H199L200 39V41L198 42V40L199 39H196ZM26 39V40H25ZM38 39H35L36 41L38 40ZM48 39H49V41H50V44L48 43V42H46V43H48L49 45L47 46V48L48 47H50V45H51V49L50 48H44L45 50H41V51H38L37 50V48H39V46H41V42L43 41L44 43H45V41H48ZM88 39V38H87ZM108 39L109 40H111V42L110 41H108ZM152 39H154V40H152ZM203 39V40H202ZM3 40V39H2ZM95 40V42H96V40H97V43L98 44H100V42H107L106 44L105 43H103V44H105V46L103 47V46H95V45H98V44H95L94 45V41ZM162 40V41H161ZM176 40H179V41H176ZM11 41H12V43H11ZM80 41V42H79ZM99 41V42H98ZM149 41V40H148ZM153 41V42H152ZM170 41V42H169ZM176 41V42H175ZM189 41V42H188ZM192 41V42H191ZM252 41V42H251ZM29 42H30V40H29ZM38 42V41H37ZM82 42V43H81ZM113 42V43H112ZM188 42V43H187ZM194 42H196V43H194ZM45 43V44H46ZM77 43H80L81 45L79 46ZM93 43V44H92ZM101 43V44H102ZM152 43V44H151ZM167 45H165V44ZM179 43V44H178ZM199 43V44H198ZM15 44V43H14ZM64 44V45H63ZM75 44H74V47H75ZM83 44L85 45V46H83ZM100 44V45H101ZM113 44V45H114ZM159 46H158V45ZM163 44V45H162ZM195 44V45H194ZM24 45V44H23ZM47 45V44H46ZM92 45V50L93 49H95L96 47H97V49H95L96 50V54H94L93 53V51L91 52V50L89 51V49L91 48L90 46ZM112 45V46H113ZM151 45V46H150ZM177 45V46H176ZM185 45H187L186 46V48H184L185 47ZM13 46H11V45H9L8 46V49L10 50V52H12V54H15V52L16 51H19L18 49L15 51V52H13V51H11L12 49H14L13 48ZM59 46V47H58ZM63 46V47H62ZM89 46V47H88ZM94 46H95V48H94ZM158 46V47H157ZM162 46V47H161ZM182 46V47H181ZM202 49V51L203 52H206V53H208L209 52V55H207L208 57L207 58H211L210 56H212V58L211 59H213V57H216V56H218L217 57V59L215 60H211V59H209V61L208 62H206V60H203V58H201V57H198V56H200V55H198L197 54V50L196 49H198L199 47ZM29 47L30 46H28V49H29ZM42 47V46H41ZM101 49H100V48ZM150 47H152V48H150ZM159 47H161V48H159ZM164 47V48H163ZM175 47V48H174ZM181 47V48H180ZM4 48L5 47H3V51L2 52H4ZM25 48H26V51H25ZM43 48V47H42ZM58 48H59V50H58ZM89 48V49H88ZM178 48H180V49H178ZM7 49V48H6ZM33 49V50H32ZM65 49H67V47H65ZM72 49H73V47H72ZM83 49V50H82ZM128 49H132L133 51H135L134 49H138V43H133L132 44V46H129L128 47ZM157 49V50H156ZM159 49V50H158ZM161 49H162V51H161ZM173 49V50H172ZM204 49V50H203ZM210 49V50H209ZM0 50H2V49H0ZM35 50V51H34ZM50 50H51V52H50ZM81 50V51H80ZM196 50V51H195ZM206 50V51H205ZM214 51L212 54L210 53V52H212V51ZM26 53H25V52ZM36 51H38V53L39 54H35L36 56H31V54H34ZM49 51V52H48ZM88 51V52H87ZM137 51V50H136ZM190 51H192V53L190 52ZM1 51H0V54H1V60H2V58H6V55L4 54V53H2ZM28 52V53H27ZM33 52V53H32ZM87 52V53H86ZM193 52L196 54V57H194L195 55L193 54ZM19 53V52H18ZM18 53L16 52V54L18 55ZM48 53H50V54H48ZM54 53H56V52H54ZM218 54V55H215V54ZM4 54V55H3ZM191 54V55H190ZM37 55H40V56H37ZM48 55H50V56H48ZM71 55V56H70ZM91 55V56H90ZM188 55H190V56H188ZM226 55V56H225ZM228 55H230V56H228ZM28 56V55H27ZM27 56H24V57H21L22 58V60H23V58H25L24 59V61H25V64H24V70H27L28 69V67L27 68H25L27 65L29 66L30 64H29V62L27 63L26 62V60L28 61L29 60V58H27ZM31 56V57H30ZM44 56H41V57H44ZM62 56V55H61ZM61 57V61H62V64H61V66H63L64 64V66L66 67V70H68L67 69V66H66V64L67 63H69V61L66 63V61L67 60H69V59H65L64 57ZM77 56V57H76ZM97 56V55H96ZM99 56H100V54H99ZM148 56V57H147ZM220 56H223V57H220ZM233 56V57H232ZM33 57H34V59H33ZM80 57V56H79ZM145 57H147V58H145ZM220 57V59H218ZM27 58V59H26ZM197 58H201V62H200V60L199 61H197L198 59ZM207 58H205V59H207ZM19 59V58H18ZM129 59H131V58H129ZM163 59V60H162ZM167 59V60H166ZM197 59V60H196ZM4 60V59H3ZM2 60V61H3ZM29 60V61H30ZM109 60V59H108ZM139 60V61H138ZM144 60V61H143ZM166 60V61H165ZM172 60H175V61H172ZM180 60V61H179ZM196 60V61H195ZM15 61V60H14ZM13 60L11 61V62H14ZM49 61H50V63L52 64H50L49 63ZM53 61V60H52ZM93 61V60H92ZM92 61H89L90 63L92 62ZM110 61V62H109ZM109 61H106V63L107 64H105L106 65V67L105 68H103L101 71H100V74H102V75H105L106 74V72L108 73V70L110 69V72L112 71V70H115V69H117V70H120L119 72H120V74H122V77L124 78L125 76H126V73H127V70L126 69H128V68H126V67H129L128 66V64H131V65H133V66H135V62L134 61H132V60H130V62L128 61V58L127 57H123L119 62H114V61H111V60H109ZM128 62V64L126 65V62ZM132 61V62H131ZM157 61V62H156ZM170 61V62H169ZM212 61H214V63H212ZM43 62H45V64L43 65L44 66V68H43V66H42V64H43ZM63 62H65V63H63ZM77 62V63H76ZM82 62V63H81ZM94 62H97L96 61V59H94ZM114 62V63H113ZM123 62H125V64L123 63ZM172 62H174V64H176V68L173 66V64H172ZM123 63V65L124 66H126V67H120L121 66V64ZM149 63V64H148ZM162 63V64H161ZM167 63V64H166ZM205 63H206V65H205ZM209 63V64H208ZM211 63V64H210ZM27 64V65H26ZM88 64V63H87ZM151 64V65H150ZM166 64V65H165ZM197 64V66H195ZM202 64L205 66H203L202 67ZM54 65V66H53ZM120 65V66H119ZM149 65V66H148ZM165 65V66H164ZM172 67H171V66ZM209 65V66H208ZM61 66H60V68H61ZM68 66H69V64H68ZM115 66H117V68L115 67ZM119 66V67H118ZM150 66H152V68L150 67ZM160 66V67H159ZM178 66V67H177ZM223 66V67H222ZM113 67V69L111 70V68ZM139 67V66H138ZM30 68V67H29ZM40 68V69H39ZM75 68H76V70H77V68H78V66H76V67H74V70H75ZM120 68V69H119ZM122 68H125V69H122ZM140 68V67H139ZM139 68H137V67H135V69H139ZM153 69V71H150L151 69ZM36 69H38V70H36ZM56 69V71L55 72H57V74L58 75H56L55 73H54V70ZM176 69V70H175ZM31 70V71H30ZM33 70H35V71H33ZM42 70V71H41ZM46 70H48V71H46ZM66 70L64 71V72H66ZM73 70V71H74ZM76 70L74 71V72H76ZM124 70H126V72L124 71ZM154 70L156 71V72H154ZM216 70V71H215ZM34 73H33V72ZM78 71V70H77ZM163 71V72H162ZM68 72V71H67ZM162 72V73H161ZM206 72V73H205ZM17 73V72H16ZM43 73L41 74V75H43ZM105 73V74H104ZM124 73V74H123ZM160 74H162V75H160ZM167 74V75H166ZM15 75V77L17 76L16 74H14ZM53 75V76H52ZM69 75V74H68ZM70 76V75H69ZM68 76V77H69ZM101 76V75H100ZM203 76V78H202V80L204 81V82H201L200 83V78ZM62 77H64V76H62ZM68 77H66V78H68ZM98 77V76H97ZM158 77V75L155 77V79ZM30 78H31V80H30ZM66 78H62L64 81H65V83H62L61 82V86H67L68 88L70 87V82H66ZM93 78H96V76H94ZM93 78H92V80H93ZM166 78V80H164ZM168 78V79H167ZM71 78H69V80H70ZM125 79V78H124ZM154 79V78H153ZM62 80V81H63ZM91 80V81H92ZM168 80V81H167ZM163 81V82H162ZM167 81V82H166ZM33 82V81H32ZM32 82H30V83H32ZM153 82H155V80L154 81H152L151 83H153ZM1 83V82H0ZM4 82H2L1 84H0V86L3 84ZM26 83V84H25ZM37 83H39V82H37ZM35 81H34V84H37ZM48 83V82H47ZM86 83V82H85ZM88 83H90V81L88 82ZM115 83H118V82H114V84ZM205 83V84H204ZM4 84H7V82H5ZM163 84V85H162ZM28 86V88H26L27 90L25 91V89H23L22 87H24V86ZM69 85V86H68ZM157 85V86H156ZM160 85H162V86H160ZM22 88L25 92L24 93H21L22 92V90H18V89H20V88ZM36 89H35V88ZM67 87H65V88H67ZM140 87V90H137L138 88ZM152 88H153V90H152ZM204 88H206V90L204 89ZM208 88V89H207ZM233 88H236V89H233ZM30 89V90H29ZM33 89H35V93H37V94H35L34 92V94H32V90ZM233 89V90H232ZM38 90H39V92H40V90L42 91V92H40L39 94H38ZM134 91V93L132 92V91ZM206 92H205V91ZM232 90V91H231ZM235 90V91H234ZM3 91H5V90H1V92H0V94L1 93H3ZM17 91H15V95L16 94H18V92ZM31 91V94H32V97L30 96V94H29V92ZM131 91V92H130ZM135 91H140V92H138V94H135ZM151 91H152V93H151ZM204 91V92H203ZM229 91H231L230 93H228ZM17 92V93H16ZM137 93V92H136ZM3 94H6V91L3 93ZM3 94H1V95H3ZM49 94V95H48ZM134 94L135 95H138L137 97L136 96H134ZM233 94V95H232ZM19 95V94H18ZM17 95V96H18ZM34 95H37L35 98H33V96ZM9 96V95H8ZM30 96V97H29ZM48 96V97H47ZM124 96L125 95H123L122 97H121V99L123 100V98H124ZM125 96V97H126ZM134 96V97H133ZM231 96V97H230ZM10 97V96H9ZM51 97H52V95H51ZM50 97V98H51ZM153 97V98H152ZM2 98H6V97H3L2 96ZM22 98V99H23ZM30 98H32V102L30 101L31 99ZM9 99V98H8ZM21 99V98H20ZM21 99V100H22ZM137 99V100H136ZM148 99L149 100H151V101H148ZM3 100V99H2ZM124 100H125V98H124ZM144 100V101H143ZM20 101V100H19ZM23 101H21V102H23ZM39 101V100H38ZM132 101V102H131ZM147 101V102H146ZM235 101H237V102H235ZM142 102H143V104H142ZM144 102H146V103H144ZM150 102V103H149ZM182 102V103H181ZM216 102V103H215ZM242 102V103H241ZM30 103V104H29ZM123 104V103H122ZM215 104V105H214ZM220 104H224V106L222 105H220ZM226 104H228V105H226ZM239 104V105H238ZM29 105V106H28ZM144 105H146L147 107H145L144 108ZM180 105V106H179ZM121 106H123V105H121ZM139 107V108H138ZM182 108H185V109H182ZM14 109V107H11V109L10 110H13ZM23 109H24V107H23ZM25 109L23 110V111H25ZM228 109V110H227ZM230 111V112H229ZM1 112V111H0ZM183 112V113H182ZM184 112H185V114H184ZM48 112H46L42 117H41V119L37 122V123H39L38 125H41V126H37V123H35L34 125L37 127V128H39V129H37V132H41V131H39V130H41V129H43L44 128V132H47L49 129H48V125H42L41 124V121L43 122V120L46 118V116L47 117H49L48 115L51 113V112H49L48 114H47ZM74 112H73V110H71L70 111V113H68L70 116H73L74 114H73ZM172 113H174V114H172ZM8 114V115H7ZM9 112H6V115L5 116H9ZM71 114H73V115H71ZM177 114V115H176ZM182 114L184 115V117L182 116ZM250 114V115H249ZM51 115V114H50ZM173 115H175L174 117L176 118H172L173 117ZM193 117H191V116ZM237 116V117H236ZM250 116V117H249ZM0 117H2V115H0ZM197 119H196V118ZM262 117V118H261ZM3 118V117H2ZM6 118V117H5ZM5 118L4 119H1L0 120V122H1V124H4L3 122H2V120H5ZM104 119L106 118L105 116L103 117ZM103 118H100L99 120L101 121ZM188 118V119H187ZM229 118H231V119H229ZM249 118H251V120H249L248 119V122H247V119ZM48 119V118H47ZM47 119H45V120H47ZM94 119V118H93ZM93 119H91L90 121L92 122L93 121ZM104 119L102 120V122H99V121H97V122H99V123H102L103 124V121H104ZM106 119H108V118H106ZM171 119V120H170ZM172 119H173V121H172ZM189 120V121H187V120ZM191 119H193V120H195V121H193V120H191ZM254 119V120H253ZM44 120V121H45ZM97 120V119H96ZM111 120H113L112 118H111ZM110 120V121H111ZM129 120V118H127L125 121H123L124 123L126 122H128V125L126 124V125H124V126H129L128 128H130V125H133V124H129V123H131L132 122V119L130 118V121L131 122H129L128 121ZM167 120H169V123L167 122ZM186 120V121H185ZM230 122H229V121ZM242 120H243V122H242ZM245 120H246V122H245ZM87 122H85V125L84 126H87L88 127V129L90 128L88 125H86L87 123H88V120H86ZM108 121V120H107ZM104 121L105 123V125L103 124V126L104 127H106L107 125H109V123H110V121ZM185 121V122H184ZM219 121V122H218ZM6 122V121H5ZM83 122V123H84ZM89 122L90 124H91V127H95V126H99V124H97L96 125V122ZM143 122V123H142ZM183 122V123H182ZM196 122V123H195ZM224 122H225V124H224ZM232 122H234L233 123V125L231 124ZM45 123V122H44ZM88 123V124H89ZM111 123H113L114 124V122L113 121H111ZM110 123V124H111ZM155 123V124H154ZM194 123V124H193ZM242 123V124H241ZM245 123V124H244ZM79 124H81V123H79ZM113 124H111L110 126H108V127H106V128H104L103 130L105 131V135H108V136H111V134L113 133V131H111L112 133H110L109 131L107 132V130H110V128L111 127H114L115 125H113ZM116 124V123H115ZM163 125V128H162V126L161 125ZM169 124V125H168ZM193 124V127L191 126ZM222 124V125H221ZM82 126H83V124H81ZM168 125V127H164V126H167ZM176 125H178V126H176ZM188 125H190V126H188ZM196 125V126H195ZM219 125H221L220 127H219ZM225 125V126H224ZM228 125V126H227ZM241 125H243L242 127H241ZM12 126V125H11ZM79 126V125H78ZM78 126H76V127H78ZM142 126V127H141ZM169 126H170V128H169ZM188 126V127H187ZM204 126V127H203ZM217 128H216V127ZM229 126H231V127H229ZM250 126V127H251ZM2 127V126H1ZM9 127H10V125H9ZM42 127V128H41ZM93 127V128H94ZM110 127V128H109ZM116 127V126H115ZM119 127V126H118ZM127 127H125V128H127ZM135 127H132L131 129L132 130H134L133 128H135ZM148 127V128H149ZM156 127V128H155ZM158 127V128H157ZM159 127L161 128V129H159ZM195 127V128H194ZM4 128V129H3ZM3 128H1L0 130L1 131H3V133L5 132V127H3ZM11 128V127H10ZM41 128V129H40ZM46 128V129H45ZM58 128H60L59 126H57V125H55L54 126V131L55 130H58ZM80 128V127H79ZM78 128V129H79ZM83 128V127H82ZM85 128L86 127H84L83 129H84V132H81V134L82 133H84V134H86V133H88V132H85ZM205 128V129H204ZM214 128V129H213ZM242 128V130H240V129ZM260 128V129H259ZM27 129H28V127H27ZM25 130V129H23V130H25V132L26 131H29V130ZM77 129V130H78ZM81 129V128H80ZM87 129V128H86ZM96 129V128H95ZM97 129H99V127L97 128ZM100 129H101V127H100ZM107 129V130H106ZM111 129H113V128H111ZM121 129H124V128H121V127H119V130L120 131H117L118 130V128H114V132L116 131V133H113L114 135L113 136H111L110 138H109V140H111V138L112 139H117L116 138V136H118L117 134L118 133H122V131H121ZM136 130H134V132H132V131H129V132H132V134L133 133H135V131H136V133H139V132H137L138 130H137V127L135 128ZM150 129V128H149ZM161 131L162 129V132H159V130ZM167 129V131H164V130H166ZM194 129V130H193ZM204 129V130H203ZM235 129V130H234ZM248 129H249V127H248ZM262 130V131H259V130ZM23 130H22V132H23ZM74 130H76V129H74ZM90 130V129H89ZM91 130H94V129H91ZM126 129H124V133H125V138H124V140L126 139V131H125ZM153 130H154V133H153ZM219 130V131H218ZM0 131V160H2L3 162H8V161H10L9 163H14L13 162V160L15 159V161H19L20 163H22V161L23 160H21L22 159V157H23V155H19V153H21L24 149H27L28 151H30L32 148H33V146L35 147V143H34V145L33 144H31L30 143V141L29 140H27V139H25V140H23V141H21V143H20V150H22V151H20L19 149H16L15 150V148H14V146H13V144H11L10 146H11V148H10V146H8L7 147V145H8V143H7V141L5 140L4 141V139L5 138H3L2 139V137H3V135L5 134H3L2 132ZM82 131V130H81ZM97 131V130H96ZM104 131H102L101 130V133H99L98 135H102V137L104 138L103 140H102V142H106L107 140H105L106 138H107V136H105V135H103L102 133H104ZM164 131V132H163ZM224 131V130H223ZM20 132V134L19 135H21V130L19 131ZM18 132V133H19ZM43 132V133H44ZM77 132H80V131H77ZM90 132V135H93V134H91V133H95V131H89ZM99 132V131H98ZM107 132V133H106ZM118 132V133H117ZM236 132H238V133H236ZM259 132H261L260 134H259ZM64 133V132H63ZM73 133V132H72ZM109 133H110V135H109ZM161 133V134H160ZM165 133V134H164ZM168 135H167V134ZM60 134H62V131L60 132ZM66 134L67 133H64V135L66 136ZM74 134H78V133H74ZM80 134V133H79ZM89 134V133H88ZM87 134V135H88ZM146 134V135H145ZM170 134V135H169ZM217 134V135H216ZM236 134V135H235ZM68 136L69 135H72V134H70V133H68L67 134ZM95 135V134H94ZM101 135H100V139H101ZM124 135V134H123ZM123 135H121V136H123ZM131 135V134H130ZM136 136H134L135 138L136 137H138V136H140V133L139 134H135ZM138 135V136H137ZM159 136V138H157V139H155L156 140V142L154 141V137L153 136ZM160 135H163V137H161ZM194 135V136H193ZM5 136V135H4ZM61 136H63V134L61 135ZM129 136V135H128ZM127 136V138H129ZM133 136V135H132ZM131 136V137H132ZM169 136H170V138H169ZM241 136V135H240ZM239 136V137H240ZM248 136V135H247ZM106 137V138H105ZM145 137V138H144ZM238 137V138H239ZM68 139H69V137H67ZM98 138V139H99ZM119 138H120V135H119ZM122 138L123 137H121V141H122ZM149 138V139H148ZM152 138H153V141H151L152 140ZM192 138V139H191ZM234 138H232V139H227V141H229V142H227V141H223V143H225V142H227V143H229V145H231L232 144V142H233V144H235V142H237V140L239 141V139H237V140H235ZM260 138V139H259ZM14 139V138H13ZM147 139H148V141H147ZM170 139V140H169ZM198 139V140H197ZM97 140V139H96ZM165 140H166V142H165ZM191 140H193L192 142H191ZM235 140V141H234ZM99 142H100V140H98ZM117 141H119V140H117ZM145 141H147V142H145ZM190 141V142H189ZM215 141V142H214ZM232 141V142H231ZM116 142V141H115ZM196 142H198V143H196ZM215 143V145L213 144V143ZM97 143V142H96ZM95 143V146H94V148L97 150V153H99L98 155L96 154V156H98L97 157V160H98V162H101V163H99L100 165H98V167L100 168L101 167V171L99 170H97L96 172H95V174L92 176V178L94 179L95 177H98V178H95L96 180H98L99 179V177H100V180H102V174H105L106 175V173H104V166L105 165H108L109 164V158H107V156H106V154H104V150L105 149H107L108 147L110 148V147H113L112 145L110 146H108V144H110L111 143V141H109V142H107L106 143V145L107 146H105V144H104V147H103V143H100V144H96ZM113 143H114V141H113ZM112 143V144H113ZM118 143V142H117ZM194 143V144H193ZM196 143V144H195ZM201 143V144H200ZM207 143V144H206ZM212 143V144H211ZM31 144V145H30ZM139 144V145H140ZM148 144V145H149ZM198 144H200L201 145V147H199V146H197ZM204 144V145H203ZM232 144V145H233ZM239 144V143H238ZM38 145V143L36 144V146ZM98 145H100L99 147H98ZM113 145H115V144H113ZM139 145H137V147L139 146ZM142 145H140V147H138V149H140V150H138V151H141L142 150V148H143V150H142V152L145 154V156H144V154L142 155L143 157H141L140 156V159H139V156H137L136 158L138 159V160H140L139 162L137 161V163L138 164H140V167H137V166H139L137 163H135L134 162V164H132L133 163V161L134 160H136L134 157L135 156H132V155H134V153H131V152H137L136 151V149H135V147H134V151H133V148L131 149V150H127L126 151V156L124 157L123 156V158L116 164V163H114L115 165L114 166H112L113 168H111L110 170V172H107L108 170H109V168L108 169H105V172H107V174L108 173H110V176H107V178L109 177V179H108V182L110 183L109 185H106V184H108V182L107 183H104L106 186H104V187H106L107 188V191L106 190H103L102 189V191L104 192V191H106V192H109V187H110V189H112V187L114 188L115 186H117V185H121V183H119V182H122L125 178V175H126V177L127 176H129V174H130V177H131V175H132V173H134V170H135V168H138V169H136L135 170V173L132 175L133 176V178H136L137 176H140V174H142L143 176H144V174H145V176L144 177H147L148 176V172L147 171H149L150 170V173L154 170V167H155V169H156V165L159 163V160L157 159L158 157H160L158 154H159V150L158 151H156L157 149H155V145H154V147H153V145H150V147L152 146L153 147V149L151 150V148H147V147H149V146H145V145H143V147H142ZM191 145H193V146H191ZM203 145V146H202ZM228 145V144H227ZM189 146V147H188ZM215 146V147H214ZM226 146V145H225ZM5 147H7V150H6V148ZM107 147V148H106ZM136 147V148H137ZM147 149H149V150H151V153L150 154H148L147 152H148V150L146 151V148ZM193 147V148H192ZM195 147H196V150L194 151V149H195ZM14 148V149H13ZM103 149V151L101 152V150H99V149ZM181 148V149H180ZM199 148H200V150H199ZM219 148V149H218ZM9 149V150H8ZM145 149V150H144ZM158 149H160V147L158 148ZM194 151V152H192V150ZM214 149H216L215 151H214ZM11 150V151H10ZM12 150H14L13 152H12ZM96 150H95V152H96ZM169 150V151H168ZM170 150L173 152V154H174V156H175V158L176 159H179L178 161L175 159V158H172L173 156V154L172 153H170ZM180 150V151H179ZM206 150V151H205ZM251 150V151H250ZM6 151V152H5ZM106 151V150H105ZM144 151H146V152H144ZM152 151H153V153L154 152H158L157 153V155H158V157H155L154 156V154H153V156H151L152 155ZM188 151V152H187ZM203 151V152H202ZM214 151V152H213ZM257 151H258V153H257ZM19 152V153H18ZM24 152V151H23ZM22 152V153H23ZM100 152L101 153H103L102 154V156H101V158H100ZM150 152V151H149ZM169 152V153H168ZM4 153V154H3ZM39 153H40V155H39V157H45V156H47L48 155V150L47 149H41L40 151H39ZM106 153V152H105ZM141 153V152H140ZM140 153L138 152V153H136V155L138 154V155H140ZM257 153V154H256ZM24 154V153H23ZM42 154V155H41ZM147 154L149 155V156H147ZM170 154V155H169ZM184 156H183V155ZM212 154H215V155H213L212 156ZM255 154H256V156H255ZM3 155V156H2ZM14 155V156H13ZM19 155V156H18ZM156 155V154H155ZM206 157H205V156ZM209 155V156H208ZM211 155V156H210ZM5 156V157H4ZM20 156H22L21 158H20ZM25 156V155H24ZM103 156L105 157V158H103ZM203 156V157H202ZM149 158L150 160L151 159H153L152 161H153V163H152V165L151 166H154V167H152L151 169H148V168H150V160L149 159H147V158ZM150 157H153V158H150ZM170 157V158H169ZM201 158V159H198V158ZM206 158V160L208 159L209 161H206L205 163H202L201 161H202V159L203 158ZM233 157V156H232ZM4 158H6V159H4ZM10 158V159H9ZM12 158V159H11ZM20 158V159H19ZM25 158H26V156L24 157V160H25ZM127 158H129V159H127ZM142 158H144V159H142ZM156 159V161H158V163L155 165V163H154V160ZM171 159L170 161L168 160V159ZM183 158V159H182ZM184 158H185V160H184ZM214 158V157H213ZM234 158V157H233ZM252 158V159H251ZM254 158V159H253ZM8 159V160H7ZM27 159V158H26ZM132 159V160H131ZM161 159V160H162ZM188 159V160H187ZM213 160V163L211 162L212 160ZM228 159V160H227ZM227 159L226 158H224V160L225 161H223L222 163L224 164V166L226 165V167L228 168V169H232L233 168V171L231 172H229L228 173V171H227V168H225L226 169V171H227V173H226V171H222L220 168H221V166L218 164L217 166H220V168L218 167H216L217 168V171H218V169H220L219 170V172L220 171H222V172H220L219 174H224V173H226L227 175L229 174H231L233 177H230V176H226V177H229V180H227L226 179V181H228V182H232V184H233V182H236V181H238V180H240V179H237V178H242V176H245V175H247V174H245V173H243L242 172V174H244V175H240L239 173H241V172H239L238 173V176L237 175H235V176H237L236 178H234V175H233V173L234 174H236V169H234L235 168V166L234 167H231L230 166V164H231V162L233 161L234 162V160H232V158L231 157H227ZM229 159H231V160H229ZM248 159V160H247ZM257 159V160H256ZM102 160H104V161H102ZM161 160H160V162H161ZM253 160H255V162H253ZM176 161V162H175ZM198 161H200V162H198ZM249 161H251L250 163H249ZM260 161V162H259ZM3 162H0V163H2L3 164ZM97 162V163H98ZM146 162H149L150 164H148V163H146ZM179 162H182V165H181V163H179ZM247 163V164H245V163ZM104 163V164H103ZM128 163V164H127ZM177 163H179V164H177ZM186 163V164H185ZM195 163H197V164H199V166H197ZM209 163H211L210 165H215V166H213L214 167V169L213 170H210V169H212V168H210V166L208 165ZM236 164L237 163H239V162H235ZM137 164V165H136ZM160 164V163H159ZM164 164H165V162H164ZM164 164H161L162 166H165V169L166 168H169V167H171V166H166V165H164ZM202 164V165H201ZM236 164H232V165H236ZM242 164L245 166V167H248V168H246L247 170H245V169H243V167H242ZM254 164H256V166L254 165ZM5 166H6V163L4 164ZM9 164H7V168H11V166L9 167L8 166ZM10 165H12V164H10ZM132 165V166H131ZM187 165V166H186ZM203 165H206V166H203ZM228 165V166H227ZM239 165V164H238ZM237 165V166H238ZM103 166V167H102ZM132 168H131V167ZM146 166V167H145ZM179 166H180V169H179ZM200 166H203V167H200ZM250 166V165H249ZM252 166V165H251ZM253 166H252V168H253ZM106 167V166H105ZM117 167V168H116ZM229 167H231V168H229ZM244 167V168H245ZM260 167V166H259ZM124 168H125V170H124ZM189 168V169H190ZM238 168V167H237ZM253 168V169H254ZM258 168V167H257ZM263 168H264V166H263ZM263 168H261L262 169V172H260L259 170L260 169H258V170H252V174H253V179L255 180V182H254V180L252 179V178H250L249 179V181L250 182H248V187H251L250 185H249V183L252 185V184H254L253 185V188L251 187V193L254 191V189L256 188V187H258V188H256V190H257V192H260V194L261 193H263L264 194V182H262V181H264V172H263ZM102 169H103V172H102ZM117 169H119V170H121V171H117ZM132 169V170H131ZM139 169H141L140 170V172H139ZM209 169V170H208ZM107 170V171H106ZM112 170L113 171H115V173L114 174H116V177H118L117 179H115V177H114V174H112L111 172H112ZM162 170H163V168H162ZM162 170H161V172H162ZM170 170H172L173 171V169H172V167L170 168ZM199 170H202V171H199ZM206 170V171H205ZM240 170V171H241ZM124 171V172H123ZM132 171V172H131ZM166 171H167V173H166ZM169 170H164L163 172H162V174H164V172H165V176L167 175V174H169V172H168ZM171 171V172H172ZM187 172V174H185L186 172ZM185 171L183 170V172H185L184 173V175H183V177H181V179L179 178V174L178 173H176L175 174V172H174V175H177L178 176V178L180 179V181H182V182H178L179 181V179L177 178L176 179V183L173 185V186H171V183H170V186L171 187H173V188H175V187H178L177 185H179V187L178 188H175V190H177V191H173L172 192V188L169 186V188H171L169 191H171V192H169L168 191V189H167V193H168V197H175V198H178V199H180L181 197H179V195H181L180 193V190L181 189H183V188H185V189H183L184 190V192L187 194V193H189V192H193L194 191V189H197V188H201V186L203 185V187L205 186L206 188H204L203 190H209V188L211 187V184H210V187H208V186H206L207 185V183H212L211 182V180H212V177H211V180L210 181H207L206 182V180H209V179H205L204 177H200V179H199V177H197V179L196 180H198L197 182L198 183H195L194 182V180H195V178H196V175H195V177H192V173H190V171L189 170H187V169H185ZM208 171V172H207ZM210 171L212 172V173H210ZM216 171V170H215ZM217 171H216V173H217ZM234 171H236V172H234ZM260 173H262V174H260ZM117 172V173H116ZM131 172V173H130ZM192 172H193V170H192ZM195 172V174L197 173L196 171H194ZM100 173H102L101 175H100ZM125 173V174H124ZM140 173V174H139ZM206 173H204V174H206ZM248 173V172H247ZM1 174V173H0ZM97 174V175H96ZM98 174L100 175V176H98ZM118 174V175H117ZM171 174V173H170ZM173 174V173H172ZM171 174V175H172ZM194 174V173H193ZM206 174V176H209V175H207ZM215 174V173H214ZM217 175V177L219 176V178H220V180H222V179H225L226 177L225 176H222V174L221 175ZM226 174H224V175H226ZM96 175V176H95ZM104 175V176H105ZM109 175V174H108ZM121 175V176H120ZM124 175V176H123ZM174 175H172L173 177H171V179H169V181L170 180H175V179H173L174 178ZM239 175L241 176V177H239ZM248 175H249V173H248ZM248 175H247V177H248ZM254 175H256V176H258V179L256 178H254ZM1 177L0 178H2V177H5V176H3L2 174L0 175ZM176 176V177H177ZM200 176H202V175H200ZM204 176V175H203ZM215 176H216V174H215ZM250 176H252V175H249V177ZM255 176V177H256ZM43 176H41V179H43L42 178ZM120 177V178H119ZM170 177V176H169ZM168 177V178H169ZM189 177V178H188ZM192 177V178H191ZM222 177V178H221ZM223 177H225V178H223ZM182 178H183V180H182ZM188 178V179H187ZM204 178V180L202 181V179ZM209 178H210V176H209ZM215 178V177H214ZM213 178V179H214ZM104 179H106L105 177L103 178V180L102 181H104ZM114 179V180H113ZM190 179V181H188ZM216 179V178H215ZM214 179V180H215ZM244 179V178H243ZM245 179H246V177H245ZM260 179V180H259ZM7 180V182H8V179H6ZM115 180H117V181H115ZM120 180V181H119ZM122 180V181H121ZM200 180V181H199ZM213 180V182L214 183H212V187H213V184H218V182H219V179L217 178V182L216 181H214ZM236 180V181H235ZM247 180V179H246ZM258 180L260 181V184H263V188L261 189V187H259V186H255L256 185V183L258 184L259 182H258ZM105 181H107V179L105 180ZM104 181V182H105ZM112 183H111V182ZM225 180H223V181H220L219 182V184H220V186H218V185H215L216 187H219V188H216V187H213V189L215 188V189H219V191L221 190V189H223L222 187H226V189H227V187H231L232 186V184H231V186H228V185H225L224 186V183H221V182H226ZM248 181V180H247ZM251 181H253L254 183H252ZM257 181V182H256ZM6 182V181H5ZM6 182V183H7ZM184 182V183H183ZM193 183L192 184V186L190 185L191 183ZM200 182H206L205 184L206 185H204V183L203 184H201ZM262 182V183H261ZM116 183V184H115ZM179 183V184H178ZM186 183V184H185ZM238 183V182H237ZM239 183H243V182H241V180L239 181ZM238 183V184H239ZM194 184H197V185H199V184H201V185H199V187L197 186H195L194 187ZM223 184V186H221ZM238 184H235L234 183V185L236 186L237 185V187H242V186H238ZM240 185V184H239ZM246 184H244V186H245ZM0 186H1V184H0ZM3 186V185H2ZM109 186V187H108ZM187 186H189V187H187ZM247 186V185H246ZM7 187V188H6ZM9 186L8 185H4L3 186V190H1L2 188L0 187V202L1 201H3V200H5L6 201V203L8 202V201H10V200H12V197H11V194L9 193V190H7V189H10V188H8ZM103 187V188H104ZM118 187V186H117ZM143 187V186H142ZM202 187V188H203ZM236 187V188H237ZM248 187H243L242 188V190H237V192H235L232 188L230 189L231 191H233V192H231L230 190H227L228 191V194H230L229 196L231 197V195H232V197L231 198H228V197H225L224 195H223V192H222V195H221V197L222 196H224L225 198H227L226 200H225V198L223 197V199H224V201H226V203H224L223 201H221V203H220V207H221V210H219L220 209V207H218L217 209H213V210H216V213L215 212H213V213H215L216 215H218L219 216V214L221 215V216H223L224 218L225 217H229L228 218V226L229 225H231V228H234V227H232V226H234V225H232V224H234V223H236V227H237V221L236 222H234V223H232L231 224V222H232V219H234V220H236L232 215H234V216H236V217H238L239 219V224H241V222L243 223L242 225H243V227H245L246 225V227H245V229H248V227H250L251 229H253V228H255V229H253V230H255V232L257 231V230H259L260 228H261V226H260V222H264V220H262V219H264V205L262 206L261 204H262V202H264V200L262 201V202H260V200L261 199H259V198H261L262 197V195H261V197H260V194L259 193H256V191H254L255 192V194H254V192L251 194L250 193V191H248ZM255 187V188H254ZM144 188V187H143ZM234 188V187H233ZM245 188V190H243ZM260 188V189H259ZM118 189V188H117ZM179 189V190H178ZM215 189H214V191H213V193L210 191V193H209V195H211V194H214V192H215V194L218 192H216L215 191ZM253 189V190H252ZM5 190V191H4ZM114 190V189H113ZM113 190H111V191H113ZM183 190H181L182 191V194H184L183 193ZM185 190H187V191H185ZM199 190H202V189H197L195 192H198ZM205 190V191H206ZM261 190H263V191H261ZM114 191H116V190H114ZM137 192H140V188H137V190H136ZM206 191V192H207ZM224 193H225V188H224ZM248 191V192H247ZM105 192V193H106ZM195 192H193V193H195ZM204 192V191H203ZM205 192V193H206ZM221 192H220V194H221ZM247 192V193H246ZM141 193V192H140ZM190 193V194H191ZM199 193H201V192H199ZM199 193H197V194H199ZM242 193H243V195H242ZM244 193H246V194H244ZM27 194V193H26ZM110 194H111V192H110ZM110 194H109V196H110ZM171 194V196H169ZM177 195V196H175V195ZM179 194V195H178ZM218 194V193H217ZM226 194V193H225ZM228 194L226 195V196H228ZM248 194V195H247ZM25 195V194H24ZM29 195V194H28ZM28 195H25V197L24 198H26ZM189 195V194H188ZM188 195L187 196H184V197H182V198H185V197H188ZM195 195V194H194ZM255 195V196H254ZM111 196H113V194L111 195ZM110 196V197H111ZM158 196V195H157ZM183 196V195H182ZM190 196V195H189ZM196 196H198V195H195V197L194 196H192V194H191V197L193 198L194 197V199L196 198ZM199 196H201V197H199V199H202V198H204L203 196H202V193L201 194H199ZM213 196V195H212ZM211 196V197H212ZM218 196H219V194H218ZM238 196V197H237ZM243 196H245V197H243ZM214 197H216V196H214ZM237 197V198H236ZM239 197H243L242 199L241 198H239ZM247 197V198H246ZM250 197H253V198H255L256 200L254 201V203L255 204H259L258 206H259V208L258 207H256V208H254L255 207V204H248V200L250 199ZM259 197V198H258ZM253 198H251V200L253 199ZM3 199V200H2ZM8 199V200H7ZM194 199H192L193 201H194ZM198 199V197H197V201L199 200ZM230 199H232L231 201H228V200H230ZM237 199V200H236ZM246 199H247V201H246ZM263 199H264V195H263ZM236 200V201H235ZM241 200H243V201H241ZM244 200H245V202H244ZM254 200V199H253ZM253 200L252 201H250L249 203H253ZM4 201V202H5ZM192 201V202H193ZM195 201H196V199H195ZM201 201V200H200ZM233 201V202H232ZM241 201V202H240ZM256 201H258L259 203H257ZM3 202V203H4ZM2 203V202H1ZM0 203V204H1ZM8 203H10V202H8ZM194 203H196V202H194ZM229 203V204H228ZM234 204V206H233V204ZM244 203H246V204H244V209H246V210H248L249 212L251 211V210H253V211H251L252 213H251V215L253 216L254 214H253V212L255 213L257 210H261V208H260V205H261V207H263L262 208V210H263V212H261V214H260V211H258V212H256L255 213V215L257 216V217H255V216H253V219L251 218H249L250 216V214H249V212L247 211L246 212V210H243V208H242V210H241V206L243 205ZM261 203V204H260ZM31 205H30V208H32L33 206L35 207V203L34 202H31L30 203ZM197 204H198V202H197ZM196 204V205H197ZM221 204H223V205H225V208H224V206L222 205L221 206ZM241 204V206H239ZM6 205H8V204H6ZM185 205H186V203H185ZM248 205V206H247ZM249 205H250V207H252L251 208V210H249L247 207H249ZM186 206H188V205H186ZM233 206V207H232ZM240 207V208H237V207ZM247 206V207H246ZM33 207V208H34ZM195 208L197 207V206H194ZM192 208V209H195V208ZM227 207L228 208H230L231 210L233 209V210H235V211H232V212H230V211H227L228 213V216L226 215V212H225V209L227 210ZM243 207V206H242ZM246 207V208H245ZM224 208V209H223ZM184 210V208L182 207V208H180V210ZM186 210H187V212L189 213H193L192 211H194V210H192L191 208H185ZM223 209V210H222ZM229 209V210H230ZM238 209H240V211L241 212H239L238 213ZM196 210V209H195ZM217 210L219 211V212H217ZM254 210H256V211H254ZM261 210V211H262ZM245 211V212H244ZM222 213V214H221ZM232 213V215L230 216V214ZM242 213V214H241ZM258 213H259V215H258ZM214 214V215H215ZM191 215V214H190ZM189 215V216H190ZM239 215H240V217H239ZM244 216V218H242V220H240L241 219V217H243ZM251 216V217H252ZM259 216H263V218L262 217H260V220H259ZM233 217V218H232ZM221 219H222V217H220ZM223 218V219H224ZM257 218V219H256ZM262 218V219H261ZM226 220V219H225ZM230 220V221H229ZM233 220V221H234ZM1 221H3L4 222V220H0V223H2ZM224 221V220H223ZM226 222V221H225ZM248 222V223H247ZM244 223H247L245 226H244ZM259 223V224H258ZM252 224H253V226H252ZM241 225V226H242ZM249 225V226H248ZM258 225H259V227H258ZM241 226H239V227H241ZM238 227V228H239ZM188 228H190V227H188ZM227 228H229V227H227ZM259 228V229H258ZM241 229V228H240ZM243 229V230H242ZM241 229V233L243 234L242 236H245V234L247 235L246 236V238H248L250 235H253V234H256V233H258V232H256V233H254L253 232V234H252V232H251V234L250 233H248L247 234V232H249V231H245L244 230V228H242ZM227 230V229H226ZM228 230H233V232H234V230H236V228H234V229H228ZM227 230V232H228V234H229V236H231L232 238H233V234H234V237H235V235H236V232H238V234H239V232H240V230H238V231H235V233H233V232H231V233H229V231ZM250 230V229H249ZM260 231V230H259ZM244 232H246V233H244ZM241 233H240V235H241ZM173 234H175V238H178V233H173ZM177 234V235H176ZM230 234H232V235H230ZM227 237V242H226V244H225V246L227 245V247L228 248H230V246L232 245V244H236V243H241L242 241H243V244H241V245H243L244 246V248L247 246V245H245L244 244V242L247 240H242V236H236L237 238H239V239H237V238H231V237ZM255 236H258V234L257 235H255ZM259 237V236H258ZM229 238V239H228ZM254 236L253 237H249L248 238V240L249 241H251V243H253L252 241H254ZM257 238V237H256ZM255 238V239H256ZM152 239V238H151ZM232 239V241H230ZM237 239V240H236ZM251 239H253V240H251ZM153 240H155V238H153L152 239V241ZM238 241V242H237ZM249 241H247L248 243H249ZM257 241V240H256ZM232 242H234V243H232ZM232 243V244H231ZM246 243V242H245ZM240 244L239 245H237V246H239L238 247V249L236 248V250H234V252H236L237 250H240L243 246H241ZM253 245V244H252ZM234 245H232V247L230 248V249H227L226 247V249L227 250H225L224 251V254H226L225 256H223L222 254H220L219 256H220V258H226V256L227 255H229L230 253V251L228 252V254L227 253H225L226 251H228V250H231L232 248L234 249V247H233ZM241 247V248H240ZM159 248H161V247H159ZM170 248H172V247H170ZM170 248H168V250H171L172 251V249H170ZM174 249V248H173ZM232 249V250H233ZM175 250V249H174ZM256 250H257V248H256ZM166 251H167V249H166ZM241 252L243 251V250H240ZM240 251H237L235 254H242ZM245 251V250H244ZM223 253V252H222ZM231 253H233L232 251H231ZM261 253V255L260 256H258V258L256 257V259L255 260H253L254 262H260V259L263 261V263H260V264H264V252H260ZM234 255V254H233ZM232 255V256H233ZM236 255V256H237ZM243 255V254H242ZM231 256V255H230ZM235 256V255H234ZM235 256V257H236ZM240 257H241V255H240ZM261 257V258H260ZM258 259V260H257Z\"/></svg>",
  "mask_w": 264,
  "mask_h": 264
}]
</instances>
